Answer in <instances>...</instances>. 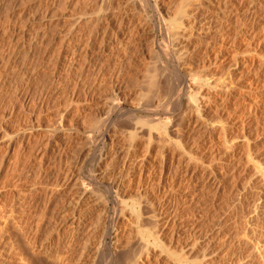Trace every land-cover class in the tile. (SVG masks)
<instances>
[{
  "label": "rangeland",
  "instance_id": "obj_1",
  "mask_svg": "<svg viewBox=\"0 0 264 264\" xmlns=\"http://www.w3.org/2000/svg\"><path fill=\"white\" fill-rule=\"evenodd\" d=\"M48 1L49 0H40V1L39 0H24V1L23 0H0V33H1L0 34V41L1 40H5V38L2 36L3 34L1 32V31H3V28L7 30V28L10 29L14 25H15L14 27H17V28H20L23 25H27L28 28H30L31 30H33L32 32H34L35 30L36 31L38 30V32H42L44 30L43 33H45V32L48 31L47 32L48 34L45 33L46 38H47V35H48V38L47 39L45 38L46 44L48 43L47 40H50L51 37H53L55 34L57 35L58 38H60V39L63 38V36L65 35L64 28L66 29V32H67V29H68V28H66L67 27L66 26L67 25V23H66L67 19H66L65 16H63V14L66 15L65 13H67V11L70 9L69 8V4L67 2L69 1V3H70V1H72V0H64V2L66 1L65 2L66 4L65 3L64 4L61 3V2H63V0H61V1L60 0H52V1L55 2V4H54L55 6H52L51 8L53 9V7H56V1H57V7H56L57 10H55V11H57L58 13L55 12V11H53L51 8H49L48 11L46 10V8H44L45 7V2L47 4ZM77 1L78 0H75L73 2L76 3ZM87 1H89V0H87ZM87 1L85 0V2H87ZM111 1H114V0H110L107 3L108 6L105 5V4H103V2L104 3L107 2V1H103V0H96V1L95 0H90L89 1L90 4L87 2V5H85L86 4L85 2L82 5L81 2H83V0H80L79 2L81 4L78 3V6H77V4H75V5L79 9H80V7L82 8V6L85 7L86 10L84 8H82L84 10L80 9V11H82V12L83 11L84 12L85 11L87 12L88 10H89L88 12H92V11L94 12L95 9L92 10L93 8H96V9L99 8L100 10H103V11H104V9H107L105 11L108 12V7L111 4L110 3ZM116 1H118V2L121 1L120 3H122V5H120V3H118V2L116 4ZM128 1L130 2V0H128ZM162 1H164V2L162 3ZM175 1H178V2H175ZM196 1H197V4H198L199 1L198 0H195L194 2H196ZM127 2L125 3L124 0H115L114 2H112V4L114 3V5H112V6L110 5L112 7V9H111V7H109V9H111V10L115 9V10H113V12L114 11L117 12V10L119 9V6L118 5H120V8H121V9H119L120 11H122V9L124 11L127 8H128L127 10L132 9L131 6L129 5V2L128 3ZM131 2H132V0H131ZM153 2H154V0H153ZM155 2H156V0H155ZM157 2L163 5V10L162 11L165 14L167 12L175 11L176 10L175 8H177L176 6H178V4H181L182 0L181 1L180 0H161V1L160 0H157ZM199 3L200 4L202 3V4L199 5L200 7L196 6L197 5L196 4L195 5L196 6L195 9H199V11H201V9H202L201 12L204 13V15H202V13H201V16L199 17L198 22L203 23V26L205 24V29L208 30V31L205 30L208 33V36L205 37V40L208 38L210 41H207L205 43V47L203 48L204 50L203 49L202 50H199V52H197L198 50H195L194 51L193 48H190V49H188V51H186L187 48L184 45H181L182 47L184 46L183 49H182L181 46L178 47L179 50L181 48L184 53H185V51H186V53L189 52V54L188 53L185 54V58L190 55L188 58H186L187 61L184 60L188 64L185 63V62H180L179 63V66H181V70L184 73L186 72V74L188 76V79H189L188 83L191 85V91H189L188 94L191 93L189 95H191L190 96V99H192L191 100L192 103L191 102L185 103L186 105L187 104L188 105L187 106L184 105L183 108L178 109L175 112V115L178 112L177 117L176 116L174 117L175 119L173 118V119L170 120V119L162 118L161 120H159L156 123L157 124V128H155V126H154L156 124H151V123H150L152 125L151 127H154V128H151V129H150V124L143 125V124H139L138 123V125H137V123H136V126L134 127L135 121H133V123H132L133 129H138L139 128L138 129L139 131L142 129V131H140V133L141 132H144L145 133V134L144 133H141L140 134L141 137L139 136L137 138V141H136L137 144L135 143L134 154H135L136 158L138 159L137 162H142V161H145L146 160L147 161V165H149L148 167H150V168H147L146 169V171L148 169L149 170L143 175L144 177L139 175V173H140L139 171H136L134 173V176L133 177H130L129 176V177H127V178L124 179V181H125L126 184H128L129 186L131 185L130 187L126 185L129 189L131 188L130 190L127 189V190H129V192L131 194L128 193L127 196L129 198L128 197H124L125 198V199H123L124 201H122L120 199L121 201L119 202L120 203V208H123L122 210H124V209L126 210V211H124V213H125L126 216H123V218H124L123 220L124 221L122 222L123 224H121V227H120L121 231L119 232V235L122 233L125 236L126 234H128V233H126L127 230H128L129 231V234L132 235L131 236L132 238L130 236L128 237L127 235H126V237H124V236L122 237V235H120L122 238L120 237L121 239H119V238L118 239L120 240V242L121 241H123V242H121V244H120V242L118 241L119 243H117V244L118 245L120 244V248L121 249L123 247H126V249H127L128 244H127V246H125V243H124L125 240L127 241V239H131V241H134L135 240V237L136 238L139 237V231H141V230L144 231L146 228H148L147 227V224L148 223H149L148 226L149 227L152 226L151 228L154 229L153 228L154 225H152V224H155L156 223V220L158 219V216H160L159 218H162V219H160V220L158 219L157 220V222H159L160 224L157 223V224H159V226L158 225H155L156 228L154 230H156V229L158 230V228H159V230H160V228L162 229L164 227L163 225H165L163 223L166 221V219L169 220V222L171 224H169V227H168V224H167L166 225L167 227L165 226L164 229H162V231H164L163 233H165L167 231L166 233H168V234H166V233L165 234L160 233V237L162 239V241H161L162 243L161 244L163 246V248H162L163 252L161 251V249H158V248H155L154 249L151 246V248L155 250V251L154 250L153 251L156 254V256L152 257V259L153 260L155 259V260L153 261L151 259V261H152L151 263L152 264H164V263L165 264H168V263L169 264H173V261H172L173 257L171 256V253H170V252H172V249H170L171 250L170 251L169 248H173V250H174V246H176L177 248L175 247V250H177L178 247H180V245H181V247L178 249V253L177 254L182 259H184V258L185 259H190V262H195V264H204V262H201V261H203L202 258L205 255L204 254L205 252H207L206 254L212 255L214 253H218V250L219 249L221 251L219 250V253H218L219 255L218 256H220L221 253H224V252H227L228 250H230L231 253H235V255H237V256H239L241 254V256H239V258H241L242 255H244V254L245 255L243 257L245 258V256L247 257L249 255H252L253 252H255L256 253L255 255H258V258L255 255H252L251 258L247 257V258L244 259L242 257L244 259V260L243 259L242 260L243 261H249V260H251V262H254L255 260H257V263H258V262H260L259 261L260 259H261V261L264 260V256H263L264 254L262 253V250H263L262 247L264 246V239H263L264 238L263 237L264 236L263 235L264 232L262 233V231H264V229L263 230L261 229L264 226V223H263L264 222V217H263L264 216V201H263L264 200L263 199L264 198V195H263L264 193H262V191L264 192V186H263L264 185V176H263V174H264V0H214V1L213 0H200ZM203 3H204V6L206 5V7L203 6ZM207 4H209L210 6L212 5V7L211 8H207V7H209V5H207ZM62 5H64L63 8L66 5L67 8H69V9L64 8L63 12H65V13L62 12V14H61L60 10L62 11V9H63L62 8ZM75 5H73V7H75ZM40 6H41V8H40ZM113 6L114 7L117 6L118 9L114 8ZM122 6H127V7H123L122 8ZM251 6H255L254 8H256L255 9L256 12H252L251 13ZM71 7H72V5H71ZM75 8H73V9H75ZM78 8L76 10H78ZM173 8H174V10H171ZM111 10H109V11L111 12ZM41 11H43V12H41ZM35 12H37V13L35 14ZM51 12L53 14H55V13L58 14V17L55 16L56 14L55 15H52L53 16L52 21H51V18H48V16H51ZM96 12H98V11L96 10ZM131 12H133V10H131ZM142 13H143V15H142ZM59 14H61L62 17L61 16L59 17ZM140 14L143 17L144 16L145 17L146 16H149V17H147V20L145 19L144 21H147V22L150 21L149 20L151 18L150 17L151 16V11L150 10H146L144 12H141ZM42 16H43V19H41ZM54 16L56 17V19H55ZM202 16H204V17H202ZM209 16L211 17V19H210ZM200 18H203V19L200 20ZM59 19H60V21H59ZM142 19H144V18H142ZM56 21H59L60 22V23L58 22L57 24L58 25H61V26H59V28H60L61 31L59 30L58 27L57 28L54 27L51 30L50 27H52V25L54 26V24H55V26H56ZM47 23H50L51 25H49ZM201 23H199V24H201ZM21 24H23V25H21ZM62 24H64L66 27L64 25H62ZM42 26H44L43 29H41ZM47 26H49V27H47ZM45 27H46V29L48 28L50 30V32H49L48 29L47 30L44 29ZM202 28H204V27H202ZM57 29H58V32H57L58 34L55 33L57 31ZM53 32H54V34L51 37H49ZM63 33H64V35H62ZM59 34H61V35H59ZM214 37H215V40H214ZM252 37H254L253 40H252ZM143 38L144 37H142V39ZM159 40L162 41V37H160ZM145 42H146V40H144V42H142V43L140 41H138L137 44L135 43L134 46H133V48H132V50H131L134 53L130 52L128 56H124L125 58L124 57L123 58L122 57L121 58H118L117 57L115 60H112L111 58H109L111 60L108 61L107 60L108 57H107L106 59H104L105 61H103L101 63V66H99V70H98L99 72L98 71H93V72L91 71V72H87V74H85L86 71H84V76H83V74H81L83 72V66H82V64L84 62L82 63V61L80 60V58H82V57L80 55H78V52H76L77 55L76 54L73 55V54H71L69 52V54H71V55H68V56L69 57H72L73 59H70L68 56H65L64 55L63 57L60 58V60H58V62L56 64H54V62L50 63V65L49 64H46L47 66L49 65L48 67L45 65V63L43 61V56L40 55L39 52H38V54L35 55V53H37L36 51L34 52V55L29 60L30 62L28 63L27 68H21L19 66V65H21L20 60L18 59L19 61L17 62L16 58H14L13 59L14 62L12 61L11 65H10V69H11V72L10 73L11 74H14L15 73L16 75H14V76H17L19 78L21 77L20 79L23 81V83H21V84L19 83L20 84L19 85L17 83V80H15L16 81V85H14L15 81H13V83H11L12 86L10 85V87H12L11 89L9 88V86L6 87L7 89L5 88L3 90V94H4L3 97H5V98H4V101H2V102L4 103V105H3L2 102H1L2 105L0 103V106H1L0 107V112L3 111L2 113L4 114V117H5L4 118L3 115H2V120L0 122V124L4 126V127H2L0 125L1 128H2V129L0 128V145L2 146L0 148V154H2V156H3V154L6 153V155H5L6 157L4 156L5 167L8 166V168H10L11 164L15 165V163H13V161H11L12 158H13L12 156L17 157V155L19 154L18 157L15 158V160H14L15 162L18 161L16 163V165H18L17 167H19V168H17L16 165L14 167L12 166L11 168H15V170H18L24 164L25 167H26L25 170L26 169H29L28 172H27V174L30 177V179H32V178H35L36 179L37 178L39 180L41 177L44 178V176H45V178H46L48 175H50V176H48L49 178L47 177L46 179H49L52 182H49V180H46L45 179L46 185H48V183H49L48 187H52V189H54V191H57V189L60 190V191H58L59 195H58V198H56L57 200L56 199H55L56 201L53 200L55 202H58V199H60V196H62L66 192L67 193L69 192L67 195L70 196L71 188H72L70 186H72V185H70L67 182H64L66 184H64V183L61 184V183H62V181H64V177L66 176L65 174L68 172L67 169H68V166H69L68 165L69 158H71V161L73 162L74 159H72V158H75L76 157L75 156L76 153L75 154H72V151H70L69 153H67V154H71L70 157L68 155V157H67L68 161H67V160H65L66 158H64V157H66V156H64V154H66V153L63 152V150H62L63 145L65 143V140L66 141L68 140L67 139V130H64V129L65 128H68L70 126L71 119H68V118H64L63 117L64 120L61 123V126L62 127H65V128H61V126L58 127L57 125H59V123L55 122L54 120H57L59 118L57 120L59 122L60 117H61L60 115L62 113L61 111L65 109L63 107L64 106L63 103H65V106H66L67 101H68L67 99L72 95V94L70 95V93H73L72 91H74L75 88H77L78 91L80 90V92L82 91L83 88H85L86 90L84 89L83 92H85V94L87 93V95L89 94L87 96L89 98L92 96V98H90V99H92V100L95 101L94 102V101H91L90 100L91 101L90 102L91 105L93 104L92 105V109L96 108L95 111L93 110L94 112L93 111L91 112V110H89L90 114H89L88 111H87L88 114L85 112L86 116L84 114V116L87 118V120H89L87 116H89V115L91 116V114H92L93 117H96L98 119V117L96 116V115L99 114L98 109L100 110L102 108L101 106L106 101H108V100L111 101L112 98H114V96H116V98H118L116 100V102H117V104L119 106H122V108L131 109V108L138 107V104H141L142 101H143V99L145 98V97H143L144 96L143 93L145 91L148 92L147 89H150V88H147L146 87L149 84L147 82H149V80H150V79L148 80L149 76H147L146 74H148V73L149 74H152V73H150L151 71L148 72L149 69H147V68H150V66L152 68L153 67V64L156 65L157 63L158 64L163 63V64L166 65L164 59L161 60L160 58H157V59H160V60H157L155 58L157 56L156 55L157 50L155 48L153 49L151 46H149V43L148 42H146V43ZM3 45H4V48L2 47L3 49H5V48L8 47V44H7V46H5L6 43L2 44V46ZM220 45H221L222 48L220 47ZM149 47H151V48L149 49ZM0 48H1V43H0ZM3 49H1L0 51L3 52L4 51ZM148 49L150 50V52H149ZM182 50H181V52H182ZM191 52H193L196 56L193 53L191 54ZM79 54H80V52H79ZM131 54H132V56H131ZM16 55H15V57H16ZM38 55H40L41 57H39ZM75 55L77 56V58H78V56H80V57L77 59ZM152 55L154 57H152ZM74 57L77 60L75 59V61H74ZM113 57H114V55H113ZM127 57H129V58H127ZM68 59H70L69 61H73L74 63L73 62H69ZM191 59H192V62H191ZM36 60H37V62H36ZM156 60L157 61H161V62L160 63L159 62L153 63V62H156ZM65 61H67V62H65ZM203 61H205V62H203ZM13 63H14V65H13ZM41 63H42L43 66L41 65ZM183 63H185V64H183ZM39 65H40V67H39ZM52 65L53 66L54 65L58 66V67H56L57 69H55V75H54V77H53L52 74H50V72L52 73V71L54 70ZM204 65L206 67H203ZM16 66H18V67H16ZM44 66H45V69H44ZM50 66H52V67L50 68ZM80 66H81V69H80ZM14 68H18V69H14ZM188 68L189 69L192 68L195 71L197 70L196 71L197 74L199 72L198 75H201V76H199V79H200V82L202 84L199 82L200 85H198V86L197 85L196 86L195 85H192L191 77H189L190 73L188 71ZM206 68H208V69H206ZM10 69L8 70L7 67H6L5 70H7V71H5V72L10 71ZM12 69H14V70H12ZM199 69L202 70V71H200ZM18 70H19V72H18ZM23 70H25V71L28 70V71H26L27 74L25 72L26 75L24 74ZM33 70L34 71L37 70L36 71L37 76H35V77H34V75H36V73L33 72ZM153 70L154 69H152V71ZM167 70H168V67L166 65V69L164 68L162 70V73L161 74L163 75L165 73V74L168 75L170 73V71H167ZM12 71H13V73H12ZM15 71H17V72H15ZM30 71H32V74L33 73L34 74L32 75V74L28 73ZM130 71H132V73ZM95 72H96V74H95ZM10 73L8 72L7 75L10 76L11 75ZM153 73H154V71H153ZM49 74L52 75V76H50ZM27 75H30L31 77L32 76L33 77L31 78L30 76H27ZM209 75H210V77H209ZM48 76H49V79H48ZM26 77H28V78H26ZM146 77H148V78H146ZM214 77H215V79H214ZM42 78L45 79V80H43ZM27 79H29V80H27ZM50 80H52V81H50ZM84 80H85V82H84ZM209 80H210V82H209ZM24 81H25V83H24ZM30 82H31V84H30ZM142 82H143V84H142ZM214 82H215V84H214ZM42 83H43V85H42ZM44 83H46V84H44ZM50 83H53V84H50ZM75 83H77V85ZM17 86L20 89H18ZM20 86H22V87H20ZM72 86L73 87L76 86V87L73 88ZM141 86H143V87H141ZM161 86H164V85L161 84ZM144 87H146V89ZM70 88H71V90L72 89L73 90L71 91ZM159 88L160 87H158V89ZM165 88H167V87L165 86ZM199 88H200V91H199ZM13 89H14V91H13ZM77 89H75V91ZM164 89L163 88H160V90H162V91H160V90L157 91L156 90V93L157 92L158 93L155 96H159L160 95L161 97L159 96V97H157L158 99L157 98H155V99L157 100V102H156V104H158L157 106H159L160 104L163 103L165 107L161 105L162 106L161 108H163L164 110H166L167 107L169 106L170 102H172L173 99L171 97L169 98V96H168V99H167V93H166V91H168V90H166V89L164 90ZM201 89H202V91H201ZM211 89H213V90H211ZM9 90H10L11 94L14 92L13 95L14 94L16 95L15 96L16 99L14 98L13 95L7 97ZM68 90H69V92H68ZM4 91H7L6 94H5ZM159 91L160 92H164L165 95L162 94V93H159ZM16 93H21V95L20 94H16ZM26 93H27V95L33 97V98L30 97V98L34 102H37L34 99H36V100L39 99V101L41 99L43 101V103H44L43 104L44 106L42 107L44 110L40 106L37 105L38 103L37 104L36 103H32V101H31V102H28L26 104H23L26 107H24V106L21 107L20 106V108L18 110H20L21 108L22 109H21V112H19L17 110V112H19L18 114L16 113V115H15V117L18 115L17 118L12 117L10 119H7V114L9 113V110L11 109V106L13 104H15V105L17 104L16 107H18L19 106V103H21V102L24 103L23 102V97H24V95L26 96ZM82 94H84V93H82ZM33 95L35 96V98H34ZM67 95H69V96L67 97ZM136 95H138V96L141 95V96L139 98ZM189 95H188V97H189ZM10 97H11V100H10ZM17 97L19 98V100L21 98L22 101L21 100L19 101ZM164 97L167 100V102H166L165 99L162 100V98H164ZM6 98H9V101H7V102L12 103V105L10 103H7L6 102V100H7ZM13 98H14V102H11L13 100ZM48 98H49V100H47ZM95 98H96V100H95ZM159 98H161L162 101H160ZM63 99L64 100L66 99V100L63 101ZM59 100H60V102H59ZM46 101H47V103H46ZM164 101H165V103H164ZM48 102H49V104H48ZM55 102L58 104V106L60 105V107H58ZM5 104H6V106L8 105L7 108H6ZM34 104H36V105L34 106ZM46 104H48L49 106L46 105ZM50 104H51V106H50ZM20 105H22V104H20ZM61 105H62V107H61ZM189 105H191V106H189ZM9 106H10V108H9ZM36 106L38 107V109H37ZM96 106H98V108ZM193 106H195V107H193ZM3 107L6 108V110H5L6 113L4 112V108ZM33 107H36V108L34 109ZM45 107H47V109ZM48 108H50V109H48ZM23 110H24V112H22ZM37 110H39V112ZM46 110H48V111H46ZM25 111L26 112H29V113H31V111L32 112L33 111H36V112H33L34 114H29V113H25ZM58 111H59V113H57ZM96 111H97V113H96ZM23 113H25V114H23ZM55 113H57V114H55ZM94 113H96V114H94ZM52 114L55 117L57 115L60 116V117H56L57 118L56 119ZM20 115H22V116H20ZM31 115H32L33 118H36V117H39L40 116L39 117L40 119H38L37 122H34L35 123L34 125L35 126L38 125V127H39V125H41V126L38 129H34V132H31L32 133L31 135H29L30 132H27L28 134H26V135H28V136H32L33 135L34 136V139H35V138H37L39 136L41 138L44 134H47V135H44L45 137L41 138L42 140H40V138L35 139L36 141L34 143L35 145L33 144L34 145L33 146L34 147V151L33 152H32V150H33L32 147H31L32 150L30 149L31 151L29 149L25 150V148L20 147L18 145L19 140L16 138V136L18 135L17 130L19 128H21L19 126L24 121L26 122L27 119L31 118L30 117ZM138 115L141 118L148 117L150 119V117L147 114L143 113V112H140ZM26 116H28V117H26ZM50 116L51 117L53 116V117L50 118ZM90 116H89V118H90ZM98 116H100V115H98ZM0 117H1V115H0ZM70 117H71V115H70ZM85 117L83 118L84 122L81 119V122L82 123L80 122V125H82V124L88 125V124H90L88 122L91 121V120H93V119L95 120V122L98 121L96 118H93V119L90 118V120L87 122L86 119H85ZM22 118H24V121L22 120ZM53 118H55V119L52 120ZM3 119H5L8 123L6 121H4ZM15 119L17 121H18V119H19V121L20 120H22V121H20L18 123ZM45 119H47V120H45ZM50 119H51V121H52L53 124H54V122L57 123V125L54 124V125H52V127H54V126L56 127L57 126V128H60V130L58 132H55V133L52 134L53 137H51V138L53 140L51 139V142H50V137L47 138L48 135H50L49 133H47V130L51 128V124H52V123H50L51 122ZM99 119H100V117H99ZM147 119H144V120H147ZM162 120H164V121H162ZM67 121H69L70 124H67L68 123ZM46 122H48V124ZM9 123L11 124V127L13 126L14 128L13 127L10 128V124ZM49 123H50V125H49ZM63 123H64V125H62ZM91 124H93V123H91ZM15 125H16V127H15ZM44 125H45V128H44ZM85 125H82V126L84 127ZM159 125H160L161 128L158 127ZM173 125H176V126H173ZM5 126H7V127H5ZM25 126H27V124ZM47 126H48V128H47ZM86 127H84V129H86ZM5 128H7V129H5ZM8 128H10V129H8ZM166 128L167 129L169 128V130H167ZM184 128H185V130H183ZM13 129H16V130H13ZM152 129H153V131H152ZM8 130H11V133H13V134H11L10 131H8ZM123 130H126V128L125 129H122V131H121V129L120 130L117 129L116 130L117 133L115 131H114L115 132L114 134H113V132L111 133V134L115 135L114 136L115 139L113 138V135H112L111 136V138L113 139V147H112V149L114 151H112V153H109V157L111 156L110 159H112V155L114 156L113 152H115L116 150H121V149H123L124 146H126V143H125L126 140H124L125 133H124ZM157 130L158 131L160 130L159 133H158ZM163 130H164L165 133L163 132ZM170 130H171V132H174V133H171ZM3 131H4V133H3ZM13 131L15 132V134H14ZM145 131H147V132L150 131V132L154 133L155 139L151 142L152 144L149 143V140L147 139L148 138V136H147L148 133L145 132ZM63 132H65V133H63ZM7 133H8V135H7ZM54 135H55L56 138L61 137L62 140H59L61 138H59V139L56 140V138L54 137ZM143 135H144V137L146 139L143 137ZM168 136H169L170 139L168 138ZM1 137H2V139H1ZM63 137H65V138H63ZM10 139L11 140L14 139L15 142H17V143L16 144L15 143H12V146L13 147L11 146L10 148H6L5 146H6L7 142L10 141ZM165 139H166V141H168V143H165L164 142ZM14 140H13V142H14ZM37 140H38V142H37ZM178 141H179V143H178ZM199 141H201V142H199ZM204 141L207 144H205ZM45 142H46V144H47V142L49 144V145H47L48 146L47 149H46L47 152H45L47 156L45 157L46 160H43L44 161L43 163L40 162V164H41V166H40V164H39V161L40 160L38 162H37V160L40 159L38 157L39 156L41 157V155H40V152L39 153H36V150L38 152L40 150L39 147L43 148V146L45 145ZM121 142H122V145L123 146L120 145ZM158 142H160V145L161 146L159 145ZM39 143H41V144H39ZM198 143L200 144L199 147H198ZM36 144L38 146H36ZM42 144H43V146H42ZM56 144L59 145V146H57ZM180 144H182V145H180ZM16 145L18 147L22 148V149H19L18 147H16ZM53 145H55V146H53ZM118 145H120V146H118ZM168 145H170V147ZM76 146L73 147V149L77 148ZM195 146H196V148H194ZM4 147H5V149H4ZM45 147H46V145H45ZM53 147L54 148L56 147V148L54 149ZM58 147H60V148L58 149ZM162 147H164V149ZM35 148H37V149H35ZM160 148H161V150H160ZM56 149H58L59 152ZM24 150L26 151V153L28 152L27 154H29L30 158H29V156L26 157L27 155H26V153H25ZM42 150H44V149H42ZM163 150L166 151L165 154H164ZM15 151H17V152H15ZM19 152H21L22 155H24V153H25L26 156L23 157L24 159L22 158V156L20 155ZM55 152L58 155H60L61 157L58 156ZM76 152H77V156H78V154H79L78 150ZM32 153H33V156L31 157V154ZM34 153L38 154L39 156L36 155V154H34ZM48 153L50 155H48ZM168 153H169V155H168ZM170 153L171 154L174 153V156L172 157L173 159H171V154ZM181 153H183V154H181ZM191 153H193V154H191ZM55 154L57 156V159L55 158ZM53 155H54V157H53ZM72 155H74V156H72ZM175 155H177V156H175ZM2 156H1V158H2ZM51 156L53 157V161H56L57 160L55 163L51 160L52 159ZM180 156L181 157L184 156L183 157L184 159H183V161H181V164L178 166V164H179L178 162H179ZM33 157H35L34 159H36V160H34ZM50 157H51V159H50ZM19 158L20 159L22 158L21 161H23V160H25L27 158L26 159L27 161L25 160V161H23L24 163L22 162L23 164H21ZM28 158L31 159L32 162H31V160L29 161ZM60 158H62V159H60ZM189 158H190V160H189ZM33 160H34V162L36 164L33 162ZM7 161H8V163H7ZM58 161H60L61 163L58 162ZM71 161H70V163H72ZM188 161L192 162L193 165H191V168H188L187 169L185 165H186V163ZM63 162L64 163L65 162H68V163H66L68 166L65 165V164H62ZM105 163L106 162H103V163H101V165H106ZM151 163H152V165H153V163H155L154 164V168H156L155 170L150 165ZM239 163H241V164H239ZM6 164H7V166H6ZM8 164H10V166ZM33 164H34V166H33ZM52 164H53V167L55 168V171L53 170V167H51ZM110 164H111L110 166L113 165L112 167H114V166H116V168L118 167V163H116V161L115 162H112ZM35 165H37V166L39 165L41 168L42 167H45V168H43V169L40 168L39 169V167H37ZM55 165H59L62 168L65 167L66 169L65 168H63V169L60 168L59 169L58 166H55ZM161 165L163 166V168H164V166H166L165 167V170L166 171L164 169H162V166ZM259 165H261V166H259ZM5 167L0 172L1 177H4L5 176L4 174H6L8 172V169L5 168ZM34 167H36L37 169L34 168ZM49 167H51L52 170ZM56 167H57V169H56ZM160 167H161V169L163 171V173H161V175H160V171H161ZM21 169L24 170V166L21 167ZM21 169H20L21 172L18 170L19 173H21L22 175L25 174V176H26V172L25 171H22ZM150 169H151V171H150ZM32 170H34V171H32ZM39 170H42V171L40 172ZM58 170H60V172H62V173H60ZM186 170H187V172H186ZM213 170L218 175L217 177L212 174L213 173ZM5 171H6V173H4ZM38 171H39V173H38ZM52 171L55 174L60 173V176L59 175L56 176V178H57L56 180L55 179H52V178L55 177L54 176L55 174L53 175L52 174L53 173ZM64 171H65V174H64ZM149 171L152 172L151 175L149 174L150 173ZM29 172H32L31 173L32 176H31V174H29ZM33 172H34V174H35L36 177L35 176L33 177V175H34ZM40 173H42V174L40 175ZM48 173H51V174H48ZM38 174L41 177H39ZM63 174L65 176H63ZM62 176H63V178H59V177H62ZM213 176L215 177L214 179L212 178ZM140 178L141 179L143 178L142 179L143 182H141L142 180H140ZM216 178H219V180H218L219 182L217 181ZM37 179H36V181H37L38 184L41 183V184L44 185V183H45L43 181L44 179L43 180H40V181H38ZM58 179L61 180V181H59ZM54 180H55V182H57V185L58 184H61L62 187L59 186V185H58V187H55L56 186V183L54 182ZM220 180H221V182H220ZM31 181H32V183H34L33 181H35V180L33 179ZM36 181H35V183H36ZM41 181H43V182H41ZM137 182H139V183H137ZM35 183H34V185H37V187L40 188L41 190L43 189V185L41 186L39 184L40 186H38V184L37 183L35 184ZM52 183H54V184H52ZM219 183L221 185H218ZM46 185H44L45 188H46ZM50 185H54V186H50ZM63 185H64V187H63ZM48 187L46 189L49 190L50 188H48ZM60 187H61V189H60ZM63 188H65V190ZM44 189L38 194L39 196L41 195V193H42V196H44V194L46 192ZM68 189L70 191H68ZM48 190H47V193L49 192ZM131 190H132V192H131ZM62 191H64V192H62ZM234 192H235V194H234ZM248 192H250V193H248ZM257 192H258V194H257ZM47 193H46L47 196L45 195V197L46 198L47 197L49 198V196H48ZM51 193H52V190L49 192V195ZM60 194H62V195H60ZM143 194H144L145 197L144 196L141 197ZM251 194H253V195H251ZM67 195L66 194L64 195V196H66V198L64 197L65 198V200H64L65 202H66V199H68V197H69ZM254 195L256 197L255 198H252V196L254 197ZM261 195H262V197H261ZM39 196H37V198H36L37 201H39L38 204H37V201H36L37 206H35V208H37V211H42V210H44L45 206H47L48 207V210L50 208L49 211L47 210L49 212L48 213L49 220H50V218H52L51 216H53V218L56 217V218H54V220L56 219V221H54L53 219H51V221L49 222L50 223V226H52V227H50L49 224L47 223L48 224V225H46L47 226V229L48 230H52L54 226H56V228H58V229L61 228L64 223H62V225L60 224L61 223V221H60V218H61L60 215L62 216L63 212L66 209V207H64L65 206V204H64L65 202L64 203L62 202L63 199H64L63 196L61 197L62 198L61 199L62 201L59 200V202H61V205L58 202V206H57V203H55V206H54V202H51L50 203V201H47V200H45L46 201L45 203L47 205H45V206L42 205L43 200L45 198L43 199L42 196H40V197ZM139 196H140V198H139ZM38 197H39L40 200H42L41 201L42 202L41 204H40V200L38 199ZM136 198H137V200H136ZM232 198H234V199H232ZM147 199H148V201H147ZM49 200H50V198H49ZM145 200H146V202H145ZM47 202H49V203H47ZM123 202H125V203H123ZM45 203H43V204H45ZM52 203H53V205H52ZM144 203H145V205H148L145 208H144V206H145ZM151 203H153V204H151ZM39 204H40V207L41 206L42 207L44 206V208H42V207L40 208L39 207ZM62 204H63V207L64 208L62 207ZM51 205L54 206V207H52ZM142 205H144V206H142ZM51 208H53V209H51ZM54 208H55V210H54ZM38 209H41V210H38ZM261 209H263V210H261ZM134 211H136V212H134ZM153 211H155L156 213H154ZM147 212H150V213L147 214ZM56 213H57V215H56ZM141 213H142V216H141ZM144 213H145V215H144ZM152 213H153V215H152ZM150 215H152V217L153 216H155V217L152 218ZM139 216L144 217V218H140ZM148 216H149V218H151V221L148 218ZM48 217H47V219H48ZM127 217H132L133 219L135 217V220L137 219L136 221H138V220L141 221V219L142 220L144 219V221H145V218H147L149 220H148V222H146L147 224L145 226V222L143 224V221H141V223H140V221H138V222L132 221L133 219L131 218L132 219L131 220L129 218L131 220L130 221ZM163 217H164V219H163ZM171 217H173V218H171ZM57 219H59V220H57ZM126 219L129 221L128 223L126 222ZM173 219H176L177 220V221L175 220L176 223L174 222ZM57 221H60V222L58 223ZM47 222H48V220H47ZM53 222H54V225H53ZM56 222L58 223L59 226L58 225H55ZM132 222H134V223H132ZM153 222H155V223H153ZM227 222H229V223H227ZM150 223H152V224L150 225ZM124 224L127 227V228L125 227V229H123L124 228ZM131 224L133 225V227H132ZM139 224H140V226H139ZM161 224H162L163 227L161 226ZM173 224H178V225H173ZM258 224H259V226L261 228H258L259 226L256 227V225H258ZM170 225L175 226V227H173V230L174 231L176 230L175 233H174V231L172 229L171 230L169 229L170 231L167 230L168 228H170ZM222 225H224V226H222ZM67 226H68V224L66 226H64V228L62 227L63 229L62 228L59 229L60 230L59 231L60 233L62 232L61 230H64L63 233H61L62 235L64 233H66V235L68 234V231L70 230V228L67 227ZM65 228H66V230H65ZM130 228L135 233H133ZM254 228H255L256 231L254 230ZM47 229H45V231ZM190 229H191V231H190ZM205 229L206 230H209V231H207L208 234L205 233L206 232ZM257 229H258V231H257ZM134 230H136V231H134ZM170 232H172V233H170ZM180 232H184V233L181 234ZM241 232H243V233L245 232V234H243ZM257 232H259V233H257ZM178 233H180L181 235H183V234L184 235H187L188 234L187 239H184V238H186V236H184V235H183L184 237L179 236V237H182L181 238L182 239V241H181L182 243L181 244H179L181 239L179 237L177 238V236H178L177 234ZM193 233L198 237V239H193V237L194 238H197V237H195V235ZM216 233H218V234H216ZM255 233H257V234L262 233V235H257L256 234V236H257L256 237L255 236ZM171 234H173V235L175 234V235L172 236ZM211 234H213V235H211ZM246 234L248 235L247 238H245L246 237L245 236ZM199 235H201V236L199 237ZM214 235H219V236L214 237ZM162 236H163V238H162ZM211 236H212V238L214 237L213 238L214 241L212 242V243H214L213 244L214 248H212L213 246L212 247H209V248L207 247V244L208 243L212 244L211 241H209V239H211ZM222 236H223V238H222ZM242 236H245V237H242ZM258 236H260V237L262 236L261 239H263V240H261V241H263V242H261L260 239H257V238H260ZM169 237L171 239H173V238L174 239L171 240ZM249 237H252L253 239L251 238L250 239L251 241H250L249 240ZM254 237H256V238H254ZM206 238H208V239H206ZM242 238H244V239H242ZM21 239H20V242L22 241ZM163 239H165V240H163ZM221 239L223 241L220 242ZM166 240L168 241V243H166L167 242ZM174 240H176V241L174 242ZM128 241H130V240H128ZM205 241L206 242L208 241V242L206 243ZM249 241H250V243H249ZM169 242H170V244H169ZM217 242H218V244H217ZM236 242H237V244H236ZM19 243H18V245H19ZM25 243L26 242H24V244ZM123 243H124V246H123ZM183 243H184V245H183ZM241 243H243V245L245 244V246H247V248L245 246H242ZM248 243H249V245H248ZM164 244H165V246H164ZM201 244H203L204 246H206L207 249H205V247L202 246ZM220 244L221 245H225V246H223V248H220V247H222ZM231 244H234V245L235 244L236 245L239 244L241 247L239 245H238L239 247H237L235 245L236 248H234L233 247L234 245H231ZM121 245L123 247H121ZM195 245H197V246H195ZM228 246H230L229 248H231V249H229ZM19 247H20V245H19ZM21 247H25V246H23V241H22ZM194 247H195V249H194ZM200 247L202 248V250L205 249L206 251L205 250H203V251L200 250ZM217 247H219V248H217ZM242 247H244V249ZM258 247H259V251L261 250L260 251L261 253L258 251ZM167 248H168L169 251L167 250ZM210 248L212 250L211 254H210V251L211 250H208ZM215 248H217V252L215 251L216 250ZM225 248H228V250H225ZM239 248H240V250H237ZM245 248L247 249L246 250V253H243V251L245 250ZM251 248H252V254L250 253ZM20 249H18V250H20ZM22 249L24 250L25 248H22ZM190 250H192V251H190ZM213 250H214V252H213ZM31 251L32 252L30 253L28 250L27 251L25 250V253H28V254L30 253L31 254L27 258V260H30V262L28 261V264H46L47 261H48L47 263H49L50 260L43 259V256L42 255L38 256L37 253H36V251H34V254L36 253V258L37 259H41L40 260L41 262H37L39 260H36V258L32 256L33 250H31ZM102 251L104 252V253L101 252L102 255L106 253L105 250L102 249ZM197 251H198L199 255L197 254ZM201 251H202V253H201ZM263 252H264V250H263ZM23 253H24V251H23ZM25 253H24V255H25ZM159 253H161V256H160ZM187 253H189V254H187ZM195 253H196V255H193ZM224 254H226V253H224ZM224 254H222L221 257H223ZM247 254H249V255H247ZM157 255L159 257H161V258L157 257ZM197 255L198 256L202 255V257H198L197 258ZM260 255L263 257V259L261 258ZM25 256L27 257V255H25ZM37 256L40 257V258H38ZM237 256L235 257L236 259H237ZM29 257L31 259H29ZM32 257L34 259H32ZM156 258H158V259H156ZM42 259L45 262L44 261L42 262ZM166 259H168V260H166ZM222 259L223 258H220V257L218 258V261H220V264H223L222 263L223 262ZM252 260H254V261H252ZM52 261H53V259H52ZM218 261H215L214 264H216V263L218 264L219 263ZM251 262L250 263L248 262V264H251ZM51 263L53 264V262L50 261L49 264H51ZM254 263L256 264V262H254ZM254 263H252V264H254ZM260 263H262V262H260ZM226 264H229V263L226 262Z\"/></svg>",
  "mask_w": 264,
  "mask_h": 264
},
{
  "label": "bare ground",
  "instance_id": "obj_2",
  "mask_svg": "<svg viewBox=\"0 0 264 264\" xmlns=\"http://www.w3.org/2000/svg\"><path fill=\"white\" fill-rule=\"evenodd\" d=\"M24 1V0H23ZM40 1V0H39ZM61 1V0H60ZM73 1H75V0H72V1H70V3H69V1L67 2L68 4H69V8H67V6L65 5V7L64 8H67V9H69L68 11H67V13H65V12H63V10H64V8H63V6L64 5H62V11L60 10V12H61V14H62V12L63 13H65L66 15H64L63 14V16H65L66 17V19H67V21H66V23H67V27L64 25V24H62V25H64L66 28H68L67 29V32H66V29L64 28V33H65V35H64V33L62 34V35H64L63 36V38H58L57 37V35L55 34L53 37H51L53 34H54V32L49 36V37H51V39L50 40H47L48 41V43L46 44V42H45V38H46V35H45V33L46 34H48L47 32H45V33H43L44 32V30L42 31V32H38V30L36 31H34V32H32L33 30H31L30 28H28L27 27V25H23V24H21V25H23L22 27H20V28H17V27H9L10 29H8L7 27V30L6 29H4L3 28V31H1L2 32V36L5 38V40H1L0 41V43H1V48H0V50L1 49H3L4 48V45L2 46V44H4V43H6V45L5 46H7V44H8V47L7 48H5V49H3L4 51L2 52V51H0V103L2 102V101H4V98L5 97H3V90L6 88V87H8L9 86V88L11 89L12 87H10V85H11V83H13V81H15V80H17V83L19 84H21V83H23V81L19 78V77H17V76H14V75H16L15 73L14 74H11L10 72H11V69H10V65H11V63H12V61H13V59L14 58H16V60H17V62L20 60V62H21V65H19L21 68H27V66H28V63L30 62L29 60L31 59V57L34 55V52L36 51L37 53H35V55L36 54H38V52L40 53V55H42L43 56V61H44V63H45V65L46 64H49L50 65V63H52V62H54V64H56L57 62H58V60H60V58L61 57H63L64 55L65 56H68V55H71V54H76V52H78V55H80L82 58H80V60L82 61V66H83V72L81 73V74H83V76H84V71H86L85 72V74H87V72H93V71H98L99 70V66H101V63L103 62V61H105L104 59H106L107 57H108V61L109 60H115L117 57L118 58H123L124 56H128L129 55V53L130 52H132L131 50H132V48H133V46H134V44L136 43L137 44V42L138 41H140L141 43L142 42H144V40H146V42H148L149 43V46H151L153 49L155 48L156 50H157V53H156V59L157 58H160L161 60L162 59H164L165 60V63H166V65H167V67H168V70L167 71H170V75L168 74H161L162 73V70L165 68L166 69V65L165 64H163V63H160L161 61H157V60H160V59H157L156 60V62H153V63H157V62H159L160 64H153V67L151 68V66H150V68H147V69H149L148 70V72H150V73H152V74H146L147 76H149V78L148 77H146V78H148V80H149V82H147V83H149L148 84V86H146L147 88H150V89H147L148 90V92L147 91H145L144 93L146 94H144L143 93V97H145L144 99H143V101H142V103L141 104H138V107H135V108H131V109H127V108H122V106H119L118 104H117V102H116V100L118 99V98H116V96H114V98H112V100L111 101H106L101 107V109L99 110L98 109V112H99V114L98 115H100V116H98V115H96L97 117H98V119L96 118V117H93L92 116V114H91V116H90V118H96L98 121H96L95 122V120L93 119V120H91V121H89L90 120V118H89V116H87L88 117V119L89 120H87V118L85 117L86 116V114H85V112L87 113V111L89 112V110H91V112L94 110L95 111V109L96 108H94V109H92V105H91V101H94V100H92V99H90V98H92V96L89 98V97H87L88 95H87V93L85 94V92H83V90L85 89V88H83L82 89V91L80 92V90L78 91V89L77 88H75V87H73V88H75V89H77L76 91H75V89H74V91H72L71 90V88H70V90L73 92V93H70V97L67 99L68 101H67V104H66V106H65V103H63L64 104V110H62L61 112V117L60 116H56V117H60V120H59V122L57 121V120H54L55 118H53L52 120H54L55 122H57V123H59V125H57V123H55L54 122V124H56L58 127L59 126H61V123L63 122V117L64 118H68V119H71V121H70V123H69V121H67L68 123L67 124H70V126L68 127V128H65V127H62L61 126V128H65L64 130H67V141L65 140V143H64V145H63V148H62V150H63V152H65L66 154L67 153H69L70 151H72V154H75V158H72V159H74L73 160V162L71 161V158H69V163H70V161L72 162V163H68V162H63L62 164H65V165H67L66 163H68V172L65 174V171H64V174L66 175H64L63 174V176H65L64 177V181H62V183L61 184H63L64 182H67V183H69L70 185H72V186H70V187H72L71 188V193H70V196L69 195H67L68 193L66 192V193H62V192H64V191H62L61 193L63 194H60V195H62L63 196V198L65 197L66 198V196H64L65 194L67 195V196H69L68 197V199H66V202L64 201L65 200V198L63 199V201L61 200L62 198V196H60V199H58V202H59V200H61L64 204H65V206L64 207H66V209H65V211L63 212V214H62V216L60 215V221H61V225H62V223H64L63 224V228H64V226H66L67 224H68V226L67 227H69L70 228V230L68 231V234L66 235V233H64L63 235L61 234V233H63V231L64 230H61L62 232L60 233L59 231V229H61V228H56V226H54L53 227V229L52 230H48L47 229V226L46 225H48L49 224V226H50V221H51V219H53L54 220V218H56V217H54L53 218V216H51L50 214V216L52 217V218H50V220H49V217H48V211L50 210V208H49V210H48V207L47 206H45V205H47L45 202V200H47V201H50V203L51 202H54V206H55V203H57V206H58V202H55L57 199L56 198H58V195H59V193H58V191H60V190H58L57 188V191H54V189H52V187H48V185H49V183H48V185H46V182H45V179L48 177V176H50V175H48L46 178H45V176H44V178L43 177H41L40 175L43 173H40V175L38 174V176L39 177H41L38 181H40V180H43L45 183H44V185H46V188L48 187V188H50L49 190L48 189H46L45 188V186L43 185V184H41V183H39L41 186L43 185V189L46 191L45 192V194H44V196H42V193H41V195L40 196H42V198L44 199L43 200V203H45V204H43L41 201L42 200H40L39 199V193L43 190H41L40 188H38L37 187V185H34V183H35V181H36V179L35 178H32V179H30V177L28 176V174H27V172H28V170L29 169H26L25 170V165L23 164L24 162L23 161H25V160H23V161H21V159L24 157V156H26V157H28L29 156V154H27L26 153V151L25 150H27V149H31V147L33 148V150H32V152L34 151V143H35V139H37V138H40V136L39 137H37V138H35L34 139V136L32 135V136H28V135H26V134H28L27 132H30V134L29 135H31L32 133L31 132H34V129H38L41 125H39V127H38V125H34L35 123L34 122H37V120L38 119H40L39 117H36V118H33L32 117V115L30 116L31 118H29V119H27L26 120V122L24 121V118H22V120L24 121L19 127H21V128H19L18 130H17V132H18V135L16 136V138L19 140V142H18V145L20 146V147H23V148H25V153H26V155H25V153H24V155H22L21 154V152H19L20 153V155L22 156V158L20 159V162H21V164H23L21 167H23L24 166V170H22L21 169V167H20V169L22 170V171H25L26 172V176H25V174L24 175H22L21 173H19V171H20V169H18V170H15V168H11L12 166L14 167L15 165H16V163L18 162H15L14 160H15V158H17L18 157V155H17V157H14V156H12L13 158H12V160L11 161H13V163H15V165H13V164H11V166H10V164H8L9 166H10V168H8V166H7V164H6V166L7 167H5V160H4V156L6 155V153H4L3 154V156H2V154H0V172H1V170H3L4 169V167L5 168H7L8 169V172L6 173V171L4 172V173H6V174H2L4 177H1V175H0V264H28V261L30 262V260H27V258H28V256H30L31 254V250H33V254H32V256L33 257H35L36 258V253H37V255L38 256H40V255H42L43 256V259H45V260H50L51 262H53V264H152L151 262V259H152V257H154V256H156V254L154 253V249L155 248H158V249H161V251L163 252V250H162V248H163V246H162V239H161V237H160V233H163L164 231H162V229H164V227L168 224V227H169V224H171L170 222H169V220H167L166 219V221L163 223V224H165V225H163L162 226V224H161V226L163 227L162 229L160 228V230H159V228H158V230L156 229V230H154L155 228H156V226L155 225H158L159 226V222H157V220L159 219H162V218H159L160 216H158V219L156 220V223L155 222H153V223H155V224H152V223H150V225L152 224V225H154L153 226V228L154 229H152L151 227H149L148 225H149V223L147 224L146 222H148V220L150 219V221H151V218H149V216H148V218L149 219H147V218H145V221H144V219L142 220L141 219V221H143V224H144V222H145V226H146V224H147V227L148 228H146L144 231L143 230H141V231H139V237H135V240L134 241H131V239H127V241L125 240V246H127V244H128V246H127V249H126V247H123L124 246V243H123V246L121 245V247H123L122 249L120 248V244H121V242H123V241H121L120 242V240L119 239H121L124 235L121 233L120 235H122V237L119 235V232L121 231V229H120V227H121V224H123L122 222L124 221L123 219V216H126L125 215V213H124V211H126L125 209L124 210H122L123 208H120V201L122 200V201H124L123 199H125L124 197H128L127 196V194L129 193V194H131L130 192H129V190L131 189H129L127 186H129L128 184H126L125 183V181H124V179L125 178H127V177H133L134 176V173L136 172V171H139L140 173H139V175L140 176H143L147 171H146V169L147 168H150V167H148L149 165H147V161L145 160V161H142V162H137V158H136V156H135V154H134V148H135V143H136V141H137V138L140 136V134L141 133H144V132H141L140 133V131H142V129L139 131L138 129H133V125H132V123H133V121H135V123H134V127L136 126V123H137V125H138V123L139 124H143V125H145V124H156L159 120H161L162 118H166V119H173L175 116L177 117V115H178V112H177V114L175 115V112L178 110V109H181V108H183L184 107V105H186L185 103H188V102H191V100L192 99H190V96L191 95H189V94H191V93H189L188 94V92L189 91H191V85L188 83V81H189V79H188V76H187V74H186V72L184 73L182 70H181V66H179V63L180 62H185V63H187L186 61H187V59L186 58H188V57H186L185 58V54H189V52H187L186 53V51H188V49H190V48H193V50L195 51V50H198L197 52H199V50H202L204 47H205V43L207 42V41H210L208 38L205 40V37H207L208 36V33L206 32V31H208V30H206L205 29V24H204V26H203V23H201V22H198V19H199V17L201 16V11H202V7L200 8L201 9V11H199V9H195V7L196 6H198V7H200L199 5H201L199 2H200V0H198L199 2H198V4H197V1L196 2H194L195 0H182V2H181V4H178V6H176L177 8H175L176 10L175 11H172V12H167V13H165L164 14V12L162 11L163 10V5L162 4H160V3H158L157 2V0H156V2H155V0H154V2H153V0H132V2H131V0H130V2H129V5L131 6V8L132 9H129V10H127L126 8V10H124L123 11V9H122V11H120L119 9H121L120 8V5H122V3H120V2H118V1H116V4H117V2L118 3H120V5H118L119 6V9H118V7L116 6V7H114V8H116V9H118L117 10V12H113V10H115V9H113V10H111L112 9V5H114V3L112 4V2H114V1H111L109 4L111 5H109V7H111V9H109V7H108V12L107 11H105V10H107V9H104L103 7V9H104V11L103 10H100L98 7V9H96V8H93L92 10H94V12L92 11V12H82V11H80V9H82V8H84L85 9V7H83L82 6V8L80 7V9L77 7L78 6V3L79 4H81L82 3V5H83V3L85 2V0H83V2H79L80 0H78L76 3L75 2H73ZM87 1V0H86ZM90 1V0H89ZM89 1H87L88 3H89ZM96 1V0H95ZM103 1H107L106 3H104L103 2V4H105V5H107V3L110 1V0H103ZM125 1V3L127 2L126 0H124ZM161 1V0H160ZM181 1V0H180ZM214 1V0H213ZM66 2V1H65ZM64 2V0H63V2H61L62 4H64L65 3ZM87 2H85L86 4L85 5H87ZM127 2V3H128ZM164 1H162V3H163ZM175 2H178V1H175ZM208 2V1H207ZM233 2V1H232ZM59 3V2H58ZM101 3V2H100ZM124 3V4H125ZM42 4V3H41ZM55 4V2L54 1H48L47 2V4H46V2H45V7L44 8H46V10L48 11L49 10V8H51L52 6H55L54 5ZM66 4V3H65ZM67 4V5H68ZM75 4H77V6L75 5ZM90 4V3H89ZM115 4V5H116ZM123 4V5H124ZM170 4V3H169ZM197 4V5H196ZM43 5V4H42ZM71 5H72V7H71ZM73 5H75V7H73ZM84 5V6H85ZM97 5V4H96ZM104 5V6H105ZM196 5V6H195ZM207 5H209V4H207ZM23 6V5H22ZM39 6V5H38ZM80 6V5H79ZM90 6V5H89ZM103 6V5H102ZM108 6V5H107ZM203 6H204V3H203ZM229 6V5H228ZM56 7H57V1H56ZM56 7H53V11H55V10H57V8ZM59 7V6H58ZM123 7H127V6H122V8ZM169 7V6H168ZM197 7V8H198ZM204 7H206V5L204 6ZM212 7V5L210 6L209 5V7H207V8H211ZM255 6H251V13L252 12H256L255 11V9L256 8H254ZM39 8V7H38ZM40 8H41V6H40ZM55 8V9H54ZM61 8V7H60ZM73 8H75V9H73ZM78 8V10H76ZM87 8V7H86ZM166 8V7H165ZM37 9V8H36ZM59 9V8H58ZM84 9H82V10H84ZM89 9V8H88ZM30 10V9H29ZM51 10V11H52ZM86 10V9H85ZM96 10L98 11V12H96ZM109 10H111V12L109 11ZM131 10H133V12H131ZM140 10V11H139ZM146 10H150L151 11V18L149 19L150 21L149 22H147V21H144L145 19L147 20V17H149V16H142L143 15V13H142V15L140 14L141 12H144V11H146ZM167 10V9H166ZM171 10H174V8L173 9H171ZM11 11V10H10ZM52 11V12H53ZM211 11V10H210ZM221 11V10H220ZM40 12V11H39ZM41 12H43V11H41ZM51 12V16H48V18H51V21H52V18H53V16L52 15H55L56 17H58V12L57 11H55V12H57V13H55V14H53ZM59 12V13H60ZM166 12V11H165ZM206 12V11H205ZM37 12H35V14H36ZM47 13V12H46ZM45 13V14H46ZM208 13V12H207ZM206 13V14H207ZM222 13V12H221ZM237 13V12H236ZM25 14V13H24ZM61 14H59V17L61 16ZM145 15V14H144ZM165 15V16H164ZM202 15H204V13H202ZM212 15V14H211ZM223 15V14H222ZM54 16V17H55ZM142 16V17H141ZM208 16V15H207ZM213 16V15H212ZM41 17V16H40ZM45 17V16H44ZM56 17H55V19H56ZM62 17V16H61ZM202 17H204V16H202ZM206 17V16H205ZM210 17V16H209ZM224 17V16H223ZM32 18V17H31ZM142 18H144V19H142ZM25 19V18H24ZM41 19H43V16H42V18ZM201 19H203V18H200V20ZM210 19H211V17H210ZM216 19V18H215ZM49 20V19H48ZM63 20V19H62ZM50 21V20H49ZM59 21H60V19H59ZM59 21H56V26H55V24H54V26L52 25V27H50L51 28V30H52V28H54V27H58L59 28V26H61V25H58L57 23L59 22ZM211 21V20H210ZM216 21V20H215ZM18 22V21H17ZM13 23V22H12ZM16 23V22H15ZM14 23V24H15ZM60 23V22H59ZM199 23H201V24H199ZM206 23V22H205ZM212 23V22H211ZM219 23V22H218ZM217 23V24H218ZM221 23V22H220ZM19 24V23H18ZM47 24H49V25H51L50 23H47ZM46 24V25H47ZM53 24V23H52ZM253 24V23H252ZM245 25V24H244ZM45 26V25H44ZM44 26H42V28L41 29H43V27ZM47 27H49V26H47ZM202 27H204V28H202ZM207 27V26H206ZM209 27V26H208ZM221 27V26H220ZM223 27V26H222ZM55 28V29H56ZM198 28V29H197ZM214 28V27H213ZM33 29V28H32ZM36 29V28H35ZM39 29V28H38ZM44 29H46V27L44 28ZM48 29V28H47ZM46 29V30H47ZM6 30V31H5ZM40 30V29H39ZM49 30V29H48ZM54 30V29H53ZM59 30H60V28H59ZM206 30V31H205ZM253 30V29H252ZM61 31V30H60ZM59 31V32H60ZM49 32H50V30H49ZM52 32V31H51ZM58 32V29H57V31L55 32V33H57ZM256 32V31H255ZM210 33V32H209ZM1 34V33H0ZM50 34V33H49ZM58 34V33H57ZM59 35H61V34H59ZM58 35V36H59ZM248 35V34H247ZM61 37V36H60ZM142 37H144L143 39H142ZM160 37H162V41H160L159 39H160ZM239 37V36H238ZM47 38H48V35H47ZM46 38V39H47ZM253 38L254 37H252V40H253ZM214 40H215V37H214ZM251 40V41H252ZM136 41V42H135ZM4 42V43H3ZM135 42V43H134ZM145 42V43H146ZM53 43V44H52ZM233 44V43H232ZM142 45V44H141ZM146 45V44H145ZM181 45H184V46H186V48H187V50L185 51V53L183 52V47L181 46ZM222 45V44H221ZM221 45H220V47H221ZM229 45V44H228ZM227 45V46H228ZM139 46V45H138ZM182 47V49L180 48V50H179V48L178 47ZM223 46V45H222ZM225 46V45H224ZM3 47V48H2ZM136 47V46H135ZM151 47H149V49L151 48ZM185 48V49H186ZM214 48V47H213ZM222 48V47H221ZM225 48V47H224ZM67 49V50H66ZM148 49V50H149ZM184 49V50H185ZM181 50H182V52H181ZM204 50V49H203ZM134 51V50H133ZM138 51V50H137ZM144 51V50H143ZM18 52V53H17ZM69 52L71 53V54H69ZM79 52H80V54H79ZM149 52H150V50H149ZM132 53H134V52H132ZM142 53V52H141ZM193 52H191V54H192ZM17 54V55H16ZM143 54V53H142ZM150 54V53H149ZM194 54V53H193ZM197 54V53H196ZM15 55H16V57H15ZM40 55H38L39 57H41ZM72 55V56H73ZM77 55V54H76ZM75 55V56H76ZM113 55H114V57H113ZM195 55V54H194ZM80 56H78V58L80 57ZM131 56H132V54H131ZM136 56V55H135ZM150 56V55H149ZM187 56V55H186ZM196 56V55H195ZM202 56V55H201ZM216 56V55H215ZM69 57V56H68ZM152 57H154L153 55H152ZM217 57V56H216ZM65 58V57H64ZM70 59H73L72 57H69ZM76 58H77V56H76ZM75 57H74V61H75V59H76ZM77 58V59H78ZM109 58H111V59H109ZM125 58V57H124ZM127 58H129V57H127ZM191 58V57H190ZM189 58V59H190ZM193 58V57H192ZM202 58V57H201ZM205 58V57H204ZM208 58V57H207ZM19 59V60H18ZM70 59H68V61L70 60ZM76 59V60H77ZM83 59V60H82ZM132 59V58H131ZM143 59V58H142ZM38 60V59H37ZM37 60H36V62H37ZM79 60V61H80ZM122 60V59H121ZM127 60V59H126ZM146 60V59H145ZM184 60H186V61H184ZM202 60V59H201ZM117 61V60H116ZM128 61V60H127ZM131 61V60H130ZM129 61V62H130ZM151 61V60H150ZM194 61V60H193ZM14 62V61H13ZM65 62H67V61H65ZM69 62H73V61H69ZM68 62V63H69ZM164 62V61H163ZM190 62V61H189ZM191 62H192V59H191ZM201 62V61H200ZM203 62H205V61H203ZM251 62V61H250ZM16 63V62H15ZM33 63V62H32ZM43 63V62H42ZM42 63H41V65H42ZM74 63V62H73ZM185 63H183V64H185ZM19 64V63H18ZM39 64V63H38ZM72 64V63H71ZM70 64V65H71ZM188 64V63H187ZM193 64V63H192ZM196 64V63H195ZM13 65H14V63H13ZM30 65V64H29ZM48 65V66H49ZM58 65V64H57ZM68 65V64H67ZM103 65V64H102ZM143 65V64H142ZM43 66V65H42ZM47 66V65H46ZM47 66V67H48ZM53 66V65H52ZM52 66H50V68L52 67ZM72 66V65H71ZM129 66V65H128ZM6 67H7V69L9 70L10 69V71H8L11 75L9 76V75H7V73L8 72H5V71H7V70H5L6 69ZM15 67V66H14ZM16 67H18V66H16ZM39 67H40V65H39ZM56 67H58V66H56V65H54L53 66V71H52V73L50 72V74H52L53 75V77H54V75H55V69H57ZM69 67V66H68ZM75 67V66H74ZM132 67V66H131ZM143 67V66H142ZM148 67V66H147ZM203 67H206L205 65L203 66ZM202 67V68H203ZM13 68V67H12ZM49 68V69H50ZM63 68V67H62ZM70 68V67H69ZM101 68V67H100ZM228 68V67H227ZM14 69H18V68H14ZM14 69H12V70H14ZM31 69V68H30ZM29 69V70H30ZM33 69V68H32ZM44 69H45V66H44ZM47 69V68H46ZM61 69V68H60ZM71 69V68H70ZM80 69H81V66H80ZM151 69V70H150ZM152 69H154L153 71H154V73H153V71H152ZM206 69H208V68H206ZM20 70V69H19ZM19 70H18V72H19ZM200 70V69H199ZM21 71V70H20ZM26 71H28V70H26ZM25 70H23V72H24V74H25V72H26ZM37 71V70H36ZM36 71H34L33 70V72H35L36 73ZM50 71V70H49ZM62 71V70H61ZM165 71V70H164ZM188 71H189V73H190V75H189V77H191V81H192V85H200V79H199V76H201V75H198L199 74V72H198V74H197V70L195 71L194 69H189L188 68ZM195 71V72H194ZM200 71H202V70H200ZM15 72H17V71H15ZM22 72V73H23ZM67 72V71H66ZM99 72V71H98ZM131 73H132V71H130ZM145 72V71H144ZM166 72V71H165ZM12 73H13V71H12ZM28 73H30V74H32V71H30V72H28ZM167 73V72H166ZM188 73V74H189ZM211 73V72H210ZM26 74H27V72H26ZM25 74V75H26ZM34 74V73H33ZM32 74V75H33ZM49 74V75H50ZM71 74V73H70ZM89 74V73H88ZM95 74H96V72H95ZM121 74V73H120ZM22 75V74H21ZM52 75H50V76H52ZM63 75V74H62ZM117 75V74H116ZM139 75V74H138ZM23 76V75H22ZM27 76H30V75H27ZM35 76H37V73H36V75H34V77ZM46 76V75H45ZM80 76V75H79ZM95 76V75H94ZM101 76V75H100ZM31 77V76H30ZM33 77V76H32ZM31 77V78H32ZM39 77V76H38ZM86 77V76H85ZM96 77V76H95ZM94 77V78H95ZM136 77V76H135ZM142 77V76H141ZM209 77H210V75H209ZM217 77V76H216ZM220 77V76H219ZM24 78V77H23ZM26 78H28V77H26ZM60 78V77H59ZM78 78V77H77ZM88 78V77H87ZM97 78V77H96ZM127 78V77H126ZM201 78V77H200ZM43 79V78H42ZM48 79H49V76H48ZM136 79V78H135ZM144 79V78H143ZM214 79H215V77H214ZM213 79V80H214ZM25 80V79H24ZM27 80H29V79H27ZM38 80V79H37ZM43 80H45V79H43ZM74 80V79H73ZM97 80V79H96ZM111 80V79H110ZM208 80V79H207ZM206 80V81H207ZM217 80V79H216ZM221 80V79H220ZM26 81V80H25ZM25 81H24V83H25ZM50 81H52V80H50ZM64 81V80H63ZM93 81V80H92ZM103 81V80H102ZM54 82V81H53ZM84 82H85V80H84ZM94 82V81H93ZM137 82V81H136ZM200 82V83H199ZM209 82H210V80H209ZM74 83V82H73ZM120 83V82H119ZM129 83V82H128ZM146 83V84H147ZM19 84V85H20ZM30 84H31V82H30ZM44 84H46V83H44ZM50 84H53V83H50ZM65 84V83H64ZM76 85H77V83H75ZM82 84V83H81ZM86 84V83H85ZM93 84V83H92ZM99 84V83H98ZM136 84V83H135ZM134 84V85H135ZM142 84H143V82H142ZM145 84V83H144ZM161 84L162 85H164V86H161ZM166 84V85H165ZM202 84V83H201ZM204 84V83H203ZM209 84V83H208ZM214 84H215V82H214ZM14 85H16V81H15V83H14ZM38 85V84H37ZM42 85H43V83H42ZM49 85V84H48ZM55 85V84H54ZM73 85V84H72ZM80 85V84H79ZM120 85V84H119ZM130 85V84H129ZM12 86V85H11ZM46 86V85H45ZM51 86V85H50ZM81 86V85H80ZM92 86V85H91ZM138 86V85H137ZM165 86L167 87V88H165ZM16 87V86H15ZM20 87H22V86H20ZM43 87V86H42ZM69 87V86H68ZM79 87V86H78ZM126 87V86H125ZM141 87H143V86H141ZM146 87H144L145 89H146ZM158 87H160V88H165L166 90H168V91H166V93H167V99H168V96H169V98L171 97L173 100H172V102H170V104H169V108L167 107V109L166 110H164L163 108H161L162 106H164V104L162 103V104H160L159 106H157L158 104H156V102H157V100L155 99V98H157V97H159V96H155L157 93H156V90L158 91V90H160V88L158 89ZM205 87V86H204ZM226 87V86H225ZM8 88V89H9ZM17 88H18V86H17ZM16 88V89H17ZM58 88V87H57ZM95 88V87H94ZM140 88V87H139ZM7 89V88H6ZM15 89V88H14ZM14 89H13V91H14ZM18 89H20V88H18ZM52 89V88H51ZM55 89V88H54ZM81 89V88H80ZM143 89V88H142ZM164 89V90H165ZM197 89V88H196ZM216 89V88H215ZM227 89V88H226ZM37 90V89H36ZM41 90V89H40ZM86 90V89H85ZM91 90V89H90ZM119 90V89H118ZM117 90V91H118ZM163 90V91H164ZM194 90V89H193ZM211 90H213V89H211ZM228 90V89H227ZM12 91V90H11ZM12 91V92H13ZM23 91V90H22ZM28 91V90H27ZM50 91V90H49ZM70 91V92H71ZM89 91V90H88ZM95 91V90H94ZM93 91V92H94ZM97 91V90H96ZM142 91V90H141ZM160 91H162V90H160ZM159 91V93H162V94H164V92H160ZM195 91V90H194ZM197 91V90H196ZM199 91H200V88H199ZM201 91H202V89H201ZM209 91V90H208ZM5 92V94H6V92L7 91H4ZM18 92V91H17ZM68 92H69V90H68ZM92 92V93H93ZM14 93V92H13ZM13 93L11 94V92H10V90L8 91V95H7V97H9V96H11V95H13ZM22 93V92H21ZM21 93H16V94H20L21 95ZM34 93V92H33ZM41 93V92H40ZM62 93V92H61ZM64 93V92H63ZM82 93H84V94H82ZM89 93V92H88ZM10 94V95H9ZM37 94V93H36ZM66 94V93H65ZM98 94V93H97ZM19 95V96H20ZM114 95V94H113ZM142 95V94H141ZM140 95V96H141ZM165 95V94H164ZM188 95H189V97H188ZM6 96V95H5ZM14 96V98L16 99V95L14 94L13 95ZM12 96V97H13ZM18 96V97H19ZM34 96V95H33ZM42 96V95H41ZM69 95H67V97H68ZM95 96V95H94ZM136 96H138V95H136ZM140 96H138L139 98H140ZM17 97V98H18ZM21 97V96H20ZM23 97V96H22ZM31 96H29V95H27V93H26V96L24 95V97H23V102L24 103H19V106L18 107H16V105L15 104H13L12 105V103H10V102H7V101H9V98H6L7 100H6V102L7 103H10L11 105V109L9 110V113L7 114V119H10V118H12V117H14V118H17V116L15 117V115H16V113L18 114L19 112H21V109L20 110H18L19 108H20V106L21 107H26L25 105H23V104H26V103H28V102H31L32 101V103H38L37 105L38 106H40L41 108L44 106L43 104V101L40 99V101H39V99L38 100H36V99H34L35 101H37V102H34L33 100H31V98H33V97H31ZM45 97V96H44ZM161 97V96H160ZM166 97V96H165ZM165 97L164 98H162V100L163 99H165ZM229 97V96H228ZM14 98H13V100L11 101V102H14ZM34 98H35V96H34ZM63 98V97H62ZM99 98V97H98ZM138 98V99H139ZM225 98V97H224ZM158 99V98H157ZM160 99V101H162L161 100V98H159ZM203 99V98H202ZM10 100H11V97H10ZM18 100H19V98H18ZM20 100H21V98H20ZM19 100V101H20ZM47 100H49V98L47 99ZM66 100V99H65ZM64 99H63V101H65ZM91 100V101H90ZM95 100H96V98H95ZM166 100V99H165ZM170 100V99H169ZM16 101V100H15ZM22 101V100H21ZM159 101V100H158ZM50 102V101H49ZM49 102H48V104H49ZM59 102H60V100H59ZM95 102V101H94ZM138 102V101H137ZM166 102H167V100H166ZM169 102V101H168ZM200 102V101H199ZM3 103V102H2ZM2 103H1V105H2ZM46 103H47V101H46ZM56 103V102H55ZM164 103H165V101H164ZM192 103V102H191ZM20 104H22V105H20ZM36 104H34V106L36 105ZM48 104H46V105H48ZM57 104V103H56ZM62 104V103H61ZM3 105H4V103H3ZM32 105V104H31ZM55 105V104H54ZM97 105V104H96ZM162 105V106H161ZM188 105V104H187ZM186 105V106H187ZM5 106H6V104H5ZM8 106V105H7ZM7 106H6V108H7ZM10 106H9V108H10ZM49 106V105H48ZM50 106H51V104H50ZM57 106H58V104H57ZM56 106V107H57ZM95 106V105H94ZM185 106V107H186ZM189 106H191V105H189ZM1 107V106H0ZM17 109H16V108ZM28 107V106H27ZM32 107V106H31ZM37 107V106H36ZM36 107H33L34 109L36 108ZM39 107V108H40ZM58 107H60V105L58 106ZM61 107H62V105H61ZM97 108H98V106H96ZM165 107V106H164ZM193 107H195V106H193ZM4 108V107H3ZM6 108H4V112L6 113ZM8 108V109H9ZM29 108V107H28ZM32 108V109H33ZM40 108V109H41ZM46 109H47V107H45ZM190 108V107H189ZM24 109V108H23ZM31 109V108H30ZM29 109V110H30ZM37 109H38V107H37ZM43 109V108H42ZM48 109H50V108H48ZM56 109V108H55ZM62 109V108H61ZM185 109V108H184ZM17 110L19 111V112H17ZM44 110V109H43ZM59 110V109H58ZM38 112H39V110H37ZM41 111V110H40ZM46 111H48V110H46ZM93 111V112H94ZM3 112V111H2ZM2 112H0V115H1V117H0V122H1V120H2V115H3V117H4V114L2 113ZM22 112H24V110L22 111ZM33 112H36V111H33ZM32 111H31V113H29V112H26L25 111V113H29V114H34ZM140 112H143V113H145V114H147L149 117H150V119L148 118V117H145V118H141L138 114L140 113ZM187 112V111H186ZM185 112V113H186ZM25 113H23V114H25ZM41 113V112H40ZM57 113H59V111L57 112ZM57 113H55V114H57ZM96 113H97V111H96ZM96 113H94V114H96ZM39 114V113H38ZM73 114V115H72ZM84 114H85V116H84ZM88 114V113H87ZM89 114H90V112H89ZM181 114V113H180ZM40 115V114H39ZM51 115V114H50ZM70 115H71V117H70ZM184 115V114H183ZM20 116H22V115H20ZM52 116V117H53ZM85 117V119H86V121L88 122V123H90V124H88V125H85V124H82V125H85L84 127H86V129H84V127L82 126V125H80V122H81V119H82V121L84 122V120H83V118ZM182 116V115H181ZM192 116V115H191ZM26 117H28V116H26ZM51 116H50V118H52ZM99 117H100V119H99ZM254 117V116H253ZM5 118V117H4ZM13 118V119H14ZM149 120H148V119ZM12 119V120H13ZM20 119V118H19ZM19 119H18V123L20 122V121H22V120H20L19 121ZM26 119V118H25ZM144 119H147V120H144ZM175 119V118H174ZM254 119V118H253ZM4 121H6L5 119H3ZM43 120V119H42ZM45 120H47V119H45ZM44 120V121H45ZM49 120V119H48ZM180 120V119H179ZM3 121V122H4ZM41 121V120H40ZM50 121H51V119H50ZM94 121V122H93ZM137 121V122H136ZM162 121H164V120H162ZM169 121V120H168ZM7 122V121H6ZM10 122V121H9ZM16 122V123H17ZM170 122V121H169ZM172 122V121H171ZM8 123V122H7ZM25 123V124H24ZM47 124H48V122H46ZM50 123H52V121L50 122ZM50 123H49V125H50ZM65 123V122H64ZM64 123L62 124V125H64ZM82 123V122H81ZM86 123V122H85ZM91 123H93V124H91ZM178 123V122H177ZM6 124V123H5ZM10 124V123H9ZM15 124V123H14ZM27 124V126H25ZM41 124V123H40ZM53 123L51 124V128L50 129H48L47 130V133H49L50 135H48V137L47 138H49L50 137V142H51V137H53V133H55V132H58L59 130H60V128H57V126L55 127H52V125H54ZM150 124V129L151 128H154V127H151L152 125ZM175 124V123H174ZM1 125V124H0ZM43 125V124H42ZM46 125V124H45ZM45 125H44V128H45ZM170 125V124H169ZM2 127H4L3 125H1ZM1 126H0V128H1ZM18 126V125H17ZM155 126V128H157V124L156 125H154ZM162 126V125H161ZM172 126V125H171ZM173 126H176V125H173ZM5 127H7V126H5ZM13 127V126H12ZM11 127V124H10V128H12ZM15 127H16V125H15ZM126 128V130H123L124 131V133H125V136H124V140H126L125 141V143H126V146H124L123 147V149H121V150H116L115 152H113V154H114V156L112 155V159H110V157H109V153H112V151H114L113 149H112V147H113V139L111 138V136L116 132V130L118 129V130H120L121 129V131H122V129H125ZM158 127H160V125L158 126ZM163 127V126H162ZM10 128H8V129H10ZM14 128V127H13ZM18 128V127H17ZM47 128H48V126H47ZM143 128V127H142ZM161 128V127H160ZM176 128V127H175ZM255 128V127H254ZM2 129V128H1ZM4 129V128H3ZM5 129H7V128H5ZM147 129V128H146ZM149 129V130H150ZM159 129V128H158ZM167 129V128H166ZM172 129V128H171ZM177 129V128H176ZM12 130V129H11ZM11 130H8V131H10V133H11ZM13 130H16V129H13ZM161 130V129H160ZM159 130V131H160ZM167 130H169V128L167 129ZM166 130V131H167ZM180 130V129H179ZM183 130H185V128L183 129ZM255 130V129H254ZM7 131V132H8ZM63 131V130H62ZM115 131V132H114ZM152 131H153V129H152ZM158 131V130H157ZM159 131H158V133H159ZM162 131V130H161ZM174 131V130H173ZM176 131V130H175ZM182 131V130H181ZM253 131V130H252ZM14 132V131H13ZM16 132V133H17ZM41 132V131H40ZM113 132V134H111ZM120 132V131H119ZM145 132H147V131H145ZM163 132H164V130H163ZM170 132H171V130H170ZM3 133H4V131H3ZM6 133V132H5ZM9 133V134H10ZM63 133H65V132H63ZM117 133V132H116ZM148 133V140H149V143H151L154 139H155V136H154V133H152V132H147ZM165 133V132H164ZM171 133H174V132H171ZM181 133V132H180ZM11 134H13V133H11ZM14 134H15V132H14ZM34 134V133H33ZM36 134V133H35ZM39 134V133H38ZM120 134V133H119ZM145 134V133H144ZM163 134V133H162ZM5 135V134H4ZM7 135H8V133H7ZM6 135V136H7ZM40 135V134H39ZM44 135H47V134H44ZM42 136L41 138H43V137H45V136ZM161 135V134H160ZM244 135V134H243ZM2 136V135H1ZM5 136V137H6ZM11 136V135H10ZM37 136V135H36ZM64 136V135H63ZM115 135H113V138L115 139V137H114ZM146 136V137H147ZM245 136V135H244ZM54 137H55V135H54ZM141 137V136H140ZM143 137H144V135H143ZM160 137V136H159ZM171 137V136H170ZM228 137V136H227ZM40 138V140H42ZM56 138V137H55ZM59 138H61V137H59ZM59 138H56V140L57 139H59ZM63 138H65V137H63ZM117 138V137H116ZM123 138V137H122ZM145 138V137H144ZM157 138V137H156ZM162 138V137H161ZM168 138H169V136H168ZM1 139H2V137H1ZM16 139V140H17ZM45 139V138H44ZM142 139V138H141ZM146 139V138H145ZM170 139V138H169ZM180 139V138H179ZM233 139V138H232ZM13 140L14 139H10V141H8L7 142V144H6V148H10L11 146H12V143H17V142H15V140H14V142H13ZM48 140V139H47ZM53 140V139H52ZM59 140H62V138L61 139H59ZM119 140V139H118ZM157 140V139H156ZM155 140V141H156ZM163 140V139H162ZM204 140V139H203ZM212 140V139H211ZM4 141V140H3ZM46 141V140H45ZM49 141V140H48ZM159 141V140H158ZM185 141V140H184ZM37 142H38V140H37ZM58 142V141H57ZM64 142V141H63ZM67 142V143H66ZM120 142V141H119ZM123 142V141H122ZM122 142L120 143V145L121 146H123L122 145ZM164 142L165 143H168V141H166V139L164 140ZM195 142V141H194ZM199 142H201V141H199ZM207 142V141H206ZM56 143V142H55ZM59 143V142H58ZM61 143V142H60ZM78 143V144H77ZM115 143V142H114ZM159 143V145H160V142H158ZM172 143V142H171ZM178 143H179V141H178ZM189 143V142H188ZM204 143H205V141H204ZM34 144V145H33ZM39 144H41V143H39ZM63 144V143H62ZM137 144V143H136ZM152 144V143H151ZM156 144V143H155ZM183 144V143H182ZM182 144H180V145H182ZM205 144H207V143H205ZM45 145H46V147H45ZM45 145L43 146V144H42V146H43V148H41V147H39L40 148V150L37 152V150H36V153H39L40 152V155H41V157L38 155V154H36V153H34V154H36V155H38L39 157L38 158H40V159H38L37 160V162L39 161V164H40V162H44L43 160H46V153L45 152H47L46 151V149H47V145H49L48 144V142H47V144H46V142H45ZM51 145V144H50ZM57 145V144H56ZM77 145V146H76ZM120 145H118V146H120ZM194 145V144H193ZM196 145V144H195ZM4 146V145H3ZM36 146H38L37 144H36ZM41 146V145H40ZM53 146H55V145H53ZM57 146H59V145H57ZM61 146V145H60ZM77 147V148H75V149H73V147ZM161 146V145H160ZM167 146V145H166ZM169 147H170V145H168ZM197 146V145H196ZM196 146L194 147V148H196ZM200 146V144L198 143V147ZM202 146V145H201ZM204 146V145H203ZM2 146L0 145V148H1ZM5 147H4V149H5ZM13 147V146H12ZM16 147H18L17 145H16ZM15 147V148H16ZM20 147H18L19 149H22V148H20ZM72 147V148H71ZM116 147V146H115ZM139 147V146H138ZM141 147V146H140ZM145 147V146H144ZM173 147V146H172ZM171 147V148H172ZM197 147V148H198ZM54 148V147H53ZM52 148V149H53ZM56 148V147H55ZM54 148V149H55ZM60 147H58V149H59ZM163 149H164V147H162ZM166 148V147H165ZM35 149H37V148H35ZM42 149H44V150H42ZM58 149H56L58 152H59V150ZM78 150V152H79V154H78V156H77V150ZM120 149V148H119ZM176 149V148H175ZM11 150V149H10ZM18 150V149H17ZM28 150V151H29ZM30 150V151H31ZM74 150V151H73ZM76 150V151H75ZM137 150V149H136ZM143 150V149H142ZM160 150H161V148H160ZM159 150V151H160ZM179 150V149H178ZM3 151V150H2ZM7 151V150H6ZM9 151V150H8ZM54 151V150H53ZM147 151V150H146ZM14 152V151H13ZM15 152H17V151H15ZM62 152V153H63ZM157 152V151H156ZM163 152H164V154H165V150H163ZM181 152V151H180ZM30 153V152H29ZM50 153V152H49ZM48 153V155H50ZM52 153V152H51ZM56 153V152H55ZM145 153V152H144ZM147 153V152H146ZM160 153V152H159ZM172 153V152H171ZM170 153V154H171ZM204 153V152H203ZM54 154V153H53ZM57 154V153H56ZM56 154H55V158L57 159V156H56ZM60 154V153H59ZM64 154V156H66V157H64V158H66L65 160H67L68 161V159H67V157H68V155H69V157H70V155L71 154ZM151 154V153H150ZM163 154V153H162ZM181 154H183V153H181ZM191 154H193V153H191ZM11 155V154H10ZM15 155V154H14ZM58 155V154H57ZM111 155V154H110ZM167 155V154H166ZM168 155H169V153H168ZM1 156H2V158H1ZM9 156V155H8ZM33 156V153L31 154V157ZM58 156H60V155H58ZM72 156H74V155H72ZM71 156V157H72ZM141 156V155H140ZM139 156V157H140ZM174 156V153L173 154H171V159H173L172 157ZM175 156H177V155H175ZM196 156V155H195ZM202 156V155H201ZM200 156V157H201ZM6 157V156H5ZM11 157V156H10ZM52 157V156H51ZM51 157H50V159H51ZM53 157H54V155H53ZM53 157H52V161H53ZM61 157V156H60ZM145 157V156H144ZM168 157V156H167ZM184 157V156H183ZM183 157H181L180 156V158H179V164H178V166L181 164V161H183ZM252 157V156H251ZM29 158H30V156H29ZM28 158V159H29ZM35 157H33V159H34ZM37 158V157H36ZM54 158V159H55ZM59 158V157H58ZM10 159V158H9ZM24 159V158H23ZM55 159V160H56ZM60 159H62V158H60ZM31 159H29V161H30ZM34 160H36V159H34ZM34 160H33V162H34ZM48 160V159H47ZM50 160V161H51ZM59 160V159H58ZM155 160V159H154ZM158 160V159H157ZM162 160V159H161ZM164 160V159H163ZM189 160H190V158H189ZM27 161V160H26ZM49 161V160H48ZM57 161V160H56ZM56 161H53L54 163L56 162ZM61 161V160H60ZM60 161H58V162H60ZM63 161V160H62ZM116 161V163H118V167L116 168V166H114V167H112V166H110L111 164L110 163H112V162H115ZM166 161V160H165ZM173 161V160H172ZM23 162V163H22ZM31 162H32V160H31ZM52 162V163H53ZM103 162H106L105 164L106 165H101V163H103ZM150 162V161H149ZM186 162V161H185ZM241 162V161H240ZM7 163H8V161H7ZM12 163V162H11ZM27 163V162H26ZM29 163V162H28ZM35 163V162H34ZM49 163V162H48ZM53 163V164H54ZM61 163V162H60ZM59 163V164H60ZM159 163V162H158ZM36 164V163H35ZM50 164V163H49ZM53 164H52V166L51 167H53ZM58 164V163H57ZM154 164L155 163H153V165H152V163L150 164L151 166H152V168H154ZM239 164H241V163H239ZM257 164V163H256ZM48 165V164H47ZM61 165V164H60ZM164 165V164H163ZM185 165V164H184ZM191 165H193L192 164V162H190V161H188L187 163H186V168L188 169V168H191ZM195 165V164H194ZM246 165V164H245ZM18 165H16V167H17ZM20 166V165H19ZM32 166V165H31ZM33 166H34V164H33ZM35 166H37V165H35ZM40 166H41V164H40ZM39 165L37 166V167H39V169L41 168ZM43 166V165H42ZM45 166V165H44ZM55 166H58V168L60 169V168H62V167H60L59 165H55ZM162 166V165H161ZM182 166V165H181ZM259 166H261V165H259ZM30 167V166H29ZM51 167H49L50 169H51ZM157 167V166H156ZM165 167L166 166H164V168H163V166H162V169H164L165 170ZM17 168H19V167H17ZM33 168V167H32ZM34 168H36V167H34ZM43 168H45V167H42L41 169H43ZM48 168V169H49ZM63 168H65V167H63ZM62 168V169H63ZM151 168V169H152ZM37 169V168H36ZM35 169V170H36ZM56 169H57V167H56ZM66 169V168H65ZM151 169H150V171H151ZM156 168H154V170H155ZM160 169H161V167H160ZM162 169H161V171H162ZM223 169V168H222ZM52 170V169H51ZM53 170L55 171V168L53 167ZM66 170V171H67ZM153 170V169H152ZM153 170V171H154ZM32 171H34V170H32ZM40 172L42 171V170H39ZM39 171H38V173H39ZM57 171V170H56ZM59 172H60V170H58ZM149 171V172H150ZM160 171V175H161V173H163V171L161 172ZM166 171V170H165ZM21 172V171H20ZM36 172V171H35ZM53 172V171H52ZM51 172V173H52ZM186 172H187V170H186ZM217 172V171H216ZM221 172V171H220ZM24 173V172H23ZM32 172H29V174H31ZM51 173H48V174H51ZM60 173H62V172H60ZM60 173H58V174H55L54 172L52 173L55 177L54 178H52V179H57L56 178V176H60ZM151 173L152 172H150L149 174L151 175ZM154 173V172H153ZM157 173V172H156ZM231 173V172H230ZM33 174H34V172H33ZM44 174V173H43ZM214 176H218L216 173H215V171L213 170V173H212ZM37 175V174H36ZM138 175V176H139ZM148 175V174H147ZM31 176H32V174H31ZM35 176V174L33 175V177ZM63 176L62 177H59V178H63ZM155 176V175H154ZM176 176V175H175ZM208 176V175H207ZM212 177L213 179L215 178V177ZM263 176H264V174H263ZM36 177V176H35ZM52 177V176H51ZM50 177V178H51ZM144 177V176H143ZM160 177V176H159ZM163 177V176H162ZM199 177V176H198ZM49 178V177H48ZM136 178V177H135ZM146 178V177H145ZM35 180V181H33L34 183H32V181L31 180ZM143 179V178H142ZM141 178H140V180H142ZM159 179V178H158ZM163 179V178H162ZM217 179V181L219 180V178H216ZM46 180H49V179H46ZM55 180H54V182H55ZM59 180V179H58ZM57 180V181H58ZM63 180V179H62ZM227 180V179H226ZM43 181H41V182H43ZM59 181H61V180H59ZM131 181V180H130ZM146 181V180H145ZM213 181V180H212ZM49 182H52L51 180H49ZM141 182H143V180L141 181ZM196 182V181H195ZM216 182V181H215ZM219 182V181H218ZM220 182H221V180H220ZM251 182V181H250ZM36 183H37V181H36ZM35 183V184H36ZM56 183V186L55 187H58V185L59 186H61V184H58L57 185V182H55ZM60 183V182H59ZM128 183V182H127ZM137 183H139V182H137ZM213 183V182H212ZM261 183V182H260ZM38 184V183H37ZM38 184V186H40ZM52 184H54V183H52ZM64 184H66V183H64ZM68 184V185H69ZM144 184V183H143ZM216 184V183H215ZM214 184V185H215ZM224 184V183H223ZM258 184V183H257ZM67 185V186H68ZM127 185V186H126ZM138 185V184H137ZM218 185H221L220 183L218 184ZM50 186H54V185H50ZM131 186V185H130ZM129 186V187H130ZM264 186V185H263ZM62 187V186H61ZM61 187H60V189H61ZM63 187H64V185H63ZM135 187V186H134ZM211 187V186H210ZM218 187V186H217ZM233 187V186H232ZM260 187V186H259ZM54 188V187H53ZM144 188V187H143ZM257 188V187H256ZM262 188V187H261ZM64 190H65V188H63ZM127 189H129V190H127ZM142 189V188H141ZM228 189V188H227ZM259 189V188H258ZM47 190L50 192L51 190H52V193L49 195V192L47 193ZM138 190V189H137ZM217 190V189H216ZM68 191H70L69 189H68ZM136 191V190H135ZM218 191V190H217ZM131 192H132V190H131ZM44 193V192H43ZM46 193L48 194V196H49V198H50V200H49V198L47 199L46 197H45V195H46ZM138 193V192H137ZM142 193V192H141ZM228 193V192H227ZM248 193H250V192H248ZM262 193H264L263 191H262ZM261 193V194H262ZM234 194H235V192H234ZM257 194H258V192H257ZM256 194V195H257ZM251 195H253V194H251ZM250 195V196H251ZM264 195V194H263ZM37 196H39L38 197V199L40 200V204L42 203V205H44L45 206V208H44V206L42 207V208H44V210H42V211H37V208H35V206H37V204H38V202L39 201H37ZM47 196V195H46ZM144 196V194L141 196V197H143ZM132 197V196H131ZM136 197V196H135ZM138 197V196H137ZM145 197V196H144ZM256 196L254 195V197L252 196V198H255ZM258 197V196H257ZM261 197H262V195H261ZM41 198V199H42ZM129 198V197H128ZM139 198H140V196H139ZM56 199V200H55ZM121 199V200H120ZM232 199H234V198H232ZM264 199V198H263ZM262 199V200H263ZM53 200H55V201H53ZM136 200H137V198H136ZM217 200V199H216ZM252 200V199H251ZM254 200V199H253ZM36 201H37V204H36ZM140 201V200H139ZM147 201H148V199H147ZM192 201V200H191ZM264 201V200H263ZM145 202H146V200H145ZM154 202V201H153ZM235 202V201H234ZM47 203H49V202H47ZM123 203H125V202H123ZM40 204H39V207H40ZM59 204L61 205V202H59ZM142 204V203H141ZM151 204H153V203H151ZM244 204V203H243ZM52 205H53V203H52ZM51 205V206H52ZM59 205V206H60ZM123 205V204H122ZM144 205H145V203H144ZM144 205H142V206H144ZM54 206H52V207H54ZM146 206H148V205H145L144 206V208L146 207ZM150 206V205H149ZM155 206V205H154ZM153 206V207H154ZM258 206V205H257ZM40 207V208H41ZM47 207V208H46ZM61 207V206H60ZM62 207H63V204H62ZM63 207V208H64ZM132 207V206H131ZM261 207V206H260ZM125 208V207H124ZM51 209H53V208H51ZM60 209V208H59ZM133 209V208H132ZM142 209V208H141ZM148 209V208H147ZM152 209V208H151ZM150 209V210H151ZM160 209V208H159ZM174 209V208H173ZM38 210H41V209H38ZM48 210V211H47ZM54 210H55V208H54ZM144 210V209H143ZM157 210V209H156ZM245 210V209H244ZM261 210H263V209H261ZM129 211V210H128ZM202 211V210H201ZM236 211V210H235ZM247 211V210H246ZM56 212V211H55ZM134 212H136V211H134ZM145 212V211H144ZM154 213H156L155 211H153ZM165 212V211H164ZM51 213V212H50ZM53 213V212H52ZM58 213V212H57ZM57 213H56V215H57ZM129 213V212H128ZM148 213H150V212H147V214ZM191 213V212H190ZM205 213V212H204ZM263 213V212H262ZM146 214V215H147ZM55 215V214H54ZM128 215V214H127ZM131 215V214H130ZM144 215H145V213H144ZM152 215H153V213H152ZM152 215H150L151 217H152ZM156 215V214H155ZM202 215V214H201ZM244 215V214H243ZM242 215V216H243ZM96 216V217H95ZM141 216H142V213H141ZM141 216H139L140 218H144V217H141ZM169 216V215H168ZM236 216V215H235ZM47 217H48V219H47ZM146 217V216H145ZM155 216H153L152 218H154ZM162 217V216H161ZM195 217V216H194ZM264 217V216H263ZM126 218V217H125ZM128 219L130 218H132V217H127ZM166 218V217H165ZM170 218V217H169ZM171 218H173V217H171ZM175 218V217H174ZM198 218V217H197ZM129 219V220H130ZM133 219V218H132ZM131 219V220H132ZM147 219V220H146ZM163 219H164V217H163ZM208 219V218H207ZM245 219V218H244ZM259 219V218H258ZM47 220H48V222H47ZM57 220H59V219H57ZM130 220V221H131ZM137 220V219H136ZM135 220V217H134V219L132 220V221H136ZM174 220V222H175V220L176 219H173ZM179 220V219H178ZM220 220V219H219ZM239 220V219H238ZM54 221H56V219L54 220ZM60 221H57L58 223L60 222ZM138 221H140V220H138ZM138 221H136V222H138ZM141 221H140V223H141ZM171 221V220H170ZM177 221V220H176ZM205 221V220H204ZM262 221V220H261ZM56 222V224L55 225H58V223ZM126 222L128 223L129 221L126 219ZM180 222V221H179ZM225 222V221H224ZM250 222V221H249ZM48 223V224H47ZM125 223V222H124ZM132 223H134V222H132ZM157 223H159V224H157ZM162 223V222H161ZM176 223V222H175ZM227 223H229V222H227ZM235 223V222H234ZM238 223V222H237ZM264 223V222H263ZM52 224V223H51ZM126 224V223H125ZM125 224H124V228L123 229H125ZM130 224V223H129ZM137 224V223H136ZM180 224V223H179ZM206 224V223H205ZM53 225H54V222H53ZM60 225V226H61ZM132 225V224H131ZM130 225V226H131ZM138 225V224H137ZM142 225V224H141ZM173 225H178V224H173ZM189 225V224H188ZM204 225V224H203ZM233 225V224H232ZM240 225V224H239ZM59 226V225H58ZM129 226V227H130ZM139 226H140V224H139ZM138 226V227H139ZM193 226V225H192ZM191 226V227H192ZM199 226V225H198ZM205 226V225H204ZM222 226H224V225H222ZM234 226V225H233ZM257 226H259V224L258 225H256V227ZM262 226V225H261ZM50 227H52V226H50ZM66 227V228H67ZM132 227H133V225H132ZM131 227V228H132ZM167 227V226H166ZM172 227V228H171ZM173 227H175V226H172V225H170V228H168L167 230H173ZM178 227V226H177ZM245 227V226H244ZM49 228V227H48ZM62 228V229H63ZM66 228H65V230H66ZM68 228V229H69ZM127 228V227H126ZM130 228V229H131ZM137 228V227H136ZM194 228V227H193ZM197 228V227H196ZM202 228V227H201ZM213 228V227H212ZM258 228H261L260 226L258 227ZM45 229H47L46 231H45ZM133 229V228H132ZM132 229H131V231H132ZM175 229V228H174ZM179 229V228H178ZM192 229V228H191ZM191 229H190V231H191ZM262 230L264 229V226H263V228H261ZM127 230V229H126ZM169 230V231H170ZM194 230V229H193ZM251 230V229H250ZM254 230H255V228H254ZM125 231V230H124ZM130 231V232H131ZM134 231H136V230H134ZM161 231V232H160ZM168 231V232H169ZM174 231V230H173ZM176 231V230H175ZM175 231H174V233H175ZM178 231V230H177ZM181 231V230H180ZM205 233L206 234H208L207 233V231H209V230H206L205 229ZM222 231V230H221ZM245 231V230H244ZM256 231V230H255ZM257 231H258V229H257ZM67 232V231H66ZM133 232V231H132ZM131 232V233H132ZM167 232V231H166ZM165 232V233H166ZM211 232V231H210ZM246 232V231H245ZM245 232L243 233V232H241V233H243V234H245ZM260 232V231H259ZM259 232H257V233H259ZM264 231H262V233H263ZM124 233V232H123ZM126 233H128V234H126L128 237L130 236H132V235H130L129 234V231L127 230V232ZM133 233H135V232H133ZM165 233H163V234H165ZM170 233H172V232H170ZM169 233V234H170ZM181 234L182 233H184V232H180ZM180 233H178L176 236H177V238L179 237V236H182V237H184V236H186V238H184V239H187V236H188V234L187 235H181ZM252 233V232H251ZM257 233H255V236H256V234ZM262 233H260V234H257V235H262ZM166 234H168V233H166ZM186 234V233H185ZM194 234V233H193ZM216 234H218V233H216ZM220 234V233H219ZM240 234V233H239ZM242 234V235H243ZM126 235L124 236V237H126ZM134 235V234H133ZM136 235V234H135ZM172 236H174L173 234H171ZM170 235V236H171ZM195 235V234H194ZM203 235V234H202ZM211 235H213V234H211ZM264 235V234H263ZM137 236V235H136ZM171 236V237H172ZM192 236V235H191ZM201 235H199V237H200ZM206 236V235H205ZM216 236H219V235H214V237H216ZM227 236V235H226ZM246 236V237H245ZM245 236H242V237H245V238H247V234L245 235ZM253 236V235H252ZM121 237V238H120ZM134 237V236H133ZM167 237V236H166ZM165 237V238H166ZM182 237H179L180 239L182 238ZM195 237H197L196 235H195ZM213 237V238H214ZM257 237V236H256ZM256 237H254V238H256ZM258 237H260V236H258ZM262 237V236H261ZM261 237L260 238H257V239H260V241L261 240H263V239H261ZM264 237V236H263ZM22 238V239H21ZM119 238V239H118ZM132 238V237H131ZM162 238H163V236H162ZM170 238V237H169ZM176 238V237H175ZM176 238V239H177ZM190 238V237H189ZM188 238V239H189ZM212 238V236H211V239H209V241H211V243L214 241V239ZM222 238H223V236H222ZM229 238V237H228ZM240 238V237H239ZM252 237H249V240L251 239ZM20 239L23 241V246H25V247H21V244H22V241L20 242ZM167 239V238H166ZM171 239V238H170ZM174 239V238H173ZM173 239H171V240H173ZM179 239V240H180ZM193 239H198V237L197 238H194L193 237ZM206 239H208V238H206ZM205 239V240H206ZM225 239V238H224ZM242 239H244V238H242ZM253 239V238H252ZM25 240V241H24ZM128 240H130V241H128ZM163 240H165V239H163ZM168 240V239H167ZM166 240V241H167ZM170 240V241H171ZM178 240V239H177ZM192 240V239H191ZM241 240V239H240ZM247 240V239H246ZM120 242V244L118 245L117 243H119ZM169 241V240H168ZM168 241L166 242V243H168ZM176 240H174V242H175ZM182 239L180 240V243L179 244H181L182 242ZM221 241H223L222 239L220 240V242ZM226 241V240H225ZM224 241V242H225ZM228 241V240H227ZM238 241V240H237ZM251 241V240H250ZM250 241H249V243H250ZM21 244H20V243ZM24 242H26L25 244H24ZM128 242V243H127ZM165 242V241H164ZM163 242V243H164ZM178 242V241H177ZM194 242V241H193ZM206 242V241H205ZM208 242V241H207ZM206 242V243H207ZM223 242V243H224ZM261 242H263V241H261ZM18 243H19V245H20V247H19V245H18ZM197 243V242H196ZM204 243V242H203ZM240 243V242H239ZM249 243H248V245H249ZM169 244H170V242H169ZM213 244L214 243H212V244H210V243H208L207 244V247L209 248V247H212L213 246ZM217 244H218V242H217ZM222 244V243H221ZM220 244V245H221ZM236 244H237V242H236ZM235 244V245H236ZM255 244V243H254ZM183 245H184V243H183ZM202 246H204L203 244H201ZM206 245V244H205ZM231 245H234V244H231ZM235 245L233 246L234 248H236L235 247ZM239 245V244H238ZM238 245H236L237 247H239ZM241 245L242 246H245V244L243 245V243H241ZM151 246H152V248H154V249H152L151 248ZM164 246H165V244H164ZM195 246H197V245H195ZM217 246V245H216ZM222 247H220V248H223V246H225V245H221ZM255 246V245H254ZM169 247V246H168ZM175 247L176 246H174V250H173V248H169V250L170 249H172V252H170L171 253V256L173 257V259H172V261H173V264H195V262H190V259H182L177 253H178V249L181 247V245H180V247H178V249L177 250H175ZM205 247V249H207L206 248V246H204ZM230 246H228V248H229ZM241 247V246H240ZM246 248H247V246H245ZM22 248H25L24 250L21 249ZM177 248V247H176ZM197 248V247H196ZM212 248H214V246L212 247ZM217 248H219V247H217ZM217 248H215L216 250V252H217ZM228 248H225V250H228ZM243 249H244V247H242ZM245 248V250L243 251V253H246V249ZM253 248V247H252ZM252 248H251V250H250V253L252 254ZM18 249H20V250H18ZM102 249L103 250H105V254H103L102 255V253L101 252H103L102 251ZM152 249V250H151ZM183 249V248H182ZM194 249H195V247H194ZM205 249H203V250H205ZM229 249H231V248H229ZM255 249V248H254ZM262 249L264 250V246L262 247ZM25 250L27 251H29L30 253L28 254V253H25ZM154 250V251H153ZM167 250H168V248H167ZM168 250V251H169ZM181 250V249H180ZM193 250V249H192ZM192 250H190V251H192ZM200 250H202V248L200 247ZM202 250V251H203ZM208 250H211V248L210 249H208ZM220 250V249H219ZM219 250H218V253H219ZM236 250V249H235ZM237 250H240V248L239 249H237ZM236 250V251H237ZM242 250V249H241ZM257 250V249H256ZM255 250V251H256ZM263 250H262V253L264 254V252H263ZM23 251H24V253H25V255H27V257L24 255V253H23ZM34 251H36V253L34 254ZM171 251V250H170ZM175 251V252H174ZM177 251V252H176ZM195 251V250H194ZM202 251H201V253H202ZM206 251V250H205ZM221 251V250H220ZM254 251V250H253ZM258 251H259V247H258ZM261 251V250H260ZM259 251V252H260ZM196 252V251H195ZM211 252H212V250L210 251V254H211ZM213 252H214V250H213ZM249 252V251H248ZM247 252V253H248ZM257 252V251H256ZM104 253V252H103ZM207 252H205L204 254V256H203V258H202V260L203 261H201V262H204V264H214V262L215 261H218V258L220 257V258H223L222 260H223V264H226V262L227 263H229V264H248V262L250 263L251 262V260H249V261H243L245 258H247V257H249V258H251L252 257V255H255L256 253L255 252H253V254L252 255H249V254H247V255H249V256H245V258L243 257L244 255H242V257L244 258H239V256H241V254L239 255V256H237V255H235V253H231V251L230 250H228L227 252H224V253H226V254H224V253H221V255L222 254H224L223 255V257H221V255L220 256H218L219 254L218 253H214V254H212V255H209V254H206ZM237 253V252H236ZM261 253V252H260ZM259 253V254H260ZM160 254V256H161V253H159ZM163 254V253H162ZM186 254V253H185ZM187 254H189V253H187ZM197 254L199 255V253H198V251H197ZM24 255V256H23ZM193 255H196V253L195 254H193ZM197 255V258L198 257H202V255H200V256H198ZM37 256V257H38ZM184 256V255H183ZM237 256V259L235 258ZM257 258H258V255H255ZM261 256V255H260ZM264 256V255H263ZM26 257V258H25ZM32 257V259H34ZM157 257H159L158 255H157ZM163 257V256H162ZM38 258H40V257H38ZM159 258H161V257H159ZM167 258V257H166ZM261 258L263 259V257L261 256ZM29 259H31L30 257H29ZM42 259V262L44 261ZM52 259H53V261H52ZM156 259H158V258H156ZM243 259V260H242ZM253 259V258H252ZM256 259V258H255ZM27 260V261H26ZM36 260H39V261H37V262H41L40 260L41 259H37L36 258ZM35 260V261H36ZM153 260V259H152ZM155 260V259H154ZM153 260V261H154ZM165 260V259H164ZM166 260H168V259H166ZM220 260V259H219ZM50 261H49V263H50ZM221 261V260H220ZM220 261H218L219 263L218 264H220ZM252 261H254V260H252ZM260 262H262V263H260V262H258L257 263V260H255L254 262H256V264H264V260L263 261H261V259L259 260ZM45 262V261H44ZM48 262V261H47ZM46 262V264H49V263H47ZM254 262H251V264L252 263H254ZM161 263V262H160ZM164 263V262H163ZM52 264V263H51ZM165 264V263H164ZM169 264V263H168ZM217 264V263H216ZM255 264V263H254Z\"/></svg>",
  "mask_w": 264,
  "mask_h": 264
}]
</instances>
